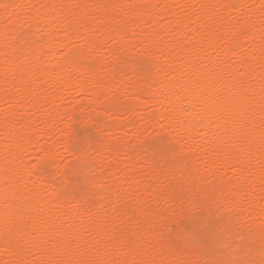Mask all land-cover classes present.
<instances>
[{
  "label": "rangeland",
  "instance_id": "obj_1",
  "mask_svg": "<svg viewBox=\"0 0 264 264\" xmlns=\"http://www.w3.org/2000/svg\"><path fill=\"white\" fill-rule=\"evenodd\" d=\"M2 1H3V3H1ZM4 1L7 2V4H5ZM41 1H43V2L46 1V4H50L49 3L50 0H0V5L4 4L5 8H6V13L4 14V12L2 13V11L5 10V9H3L4 5H2L3 7L0 6V10L2 9V11H0V34L2 33L0 35V37L4 36V38L3 37L0 38V39H2L1 40L2 43L4 45L6 43L12 44V42L10 43V41L13 38H18V40L20 38V40L22 41L21 37L23 38V43L25 41L24 46L21 43H19L20 40L18 41V44H19L18 46H20L22 49L21 52H18L19 48L16 49L15 52H14V50H10L12 45L9 46L6 44L5 47H7V46L10 47V48H8V50H9L8 52L13 51V55L11 53H7L5 55V58L9 57L8 61L10 63L12 61V60H10V59H12V57H13L14 61L16 60V58L21 60L23 58V56H24L23 54L25 53V50H26V53H27V51H28V53H30V54H28V53L26 54L27 59H30L28 57L33 58V55H34L33 59H35V58H37L36 55L39 54L37 51V47H35V46H37L36 43H38V45H39V43L40 44L44 43L43 45L46 44L45 46L47 47V49H48V46L51 47V49L49 48L48 50H44V49H46V47L44 46L45 48L43 49V54L40 53V55L38 56L39 57V63L40 62L42 63V60H44L45 64L42 63L44 67L46 65L48 67L50 62L53 61V59L51 57V54H52L51 50L54 48V50L56 49L55 51L58 50V52H56V53H59V55L57 54L56 57L60 56V58L62 59L61 56H63V58L71 60L73 63L72 66H74L76 68L78 67L77 68L78 70H76V68L74 69V67L72 68L71 65H69L68 67L66 66L67 67L66 70H68V71H66L67 76L69 75L68 79L66 81L71 80V82L70 83L67 82L68 84L66 83L65 85H63V84L58 83L54 77H51L52 79H50L49 76L47 78V75H44L45 77L44 76L41 77L42 74L39 77L40 70L37 71V66H36L38 64H36L34 62V60L32 61V59H30V61L29 60L27 61L26 57L24 56L26 61L25 60H24V62L22 61L24 58L21 61L20 60H17V61H18V63H19V61L22 63H25L26 65L25 64L24 65L26 68L24 67V65L22 63H19V66H21L22 69L28 68V71L25 70L26 73L28 72L27 74H29V77L31 79L33 78L32 82L34 84L36 83V85H34L32 87L31 91L29 90L30 88L29 89H28V87L26 88V89H28L27 91H29L28 92L29 94L25 93L26 89L25 90L23 89V85L28 86V83H26L27 85L24 83L22 85V87H21V85L18 84V85H15L16 87L11 88L10 86L7 87L2 82H0V87L2 88V90H4V92H3L0 89L2 91L0 93V96L6 95V96L10 97L9 99L12 98V94H13V97L15 96L14 99L12 98V100H10V101L8 100V102H6L4 104H0V120H2L3 116L9 120L12 119L10 122L11 124L8 122V124H10V125L7 126L8 128H11V129H8L11 131L7 130V132L13 133V131H15V132L19 133L17 136L20 135L19 137H22V135H23V137H22L23 139L26 138V140H27L30 138L29 143L27 141V142H25L26 143L25 144L24 141H26V140H24L22 142V144L18 148H16L15 151H13V153L15 154L16 159L18 160L19 164L21 163L20 166L23 164V165L28 166L29 169H31L34 166L36 167L35 169L32 168V172H33V170H35V172H33V174H32L33 176H32V178H30L29 181H31L34 176L36 177L37 175L41 176L42 174H44V175H42V177L44 178V179L42 178L43 179V180H41L42 182L41 183L37 182L39 184L34 182V187L27 185V183L24 180L20 179V176H21L20 174H19L20 176H18L19 178L16 176V177H14V180L11 179L10 181H8V185L10 187H12L11 185H15L13 188L20 187L21 190H24L26 192L25 195L23 193L24 196H27L26 195L27 192H29L28 195L36 194L37 195L36 197L39 198L40 201H42V202L44 201L47 204L51 203L52 195L54 196V194H57V193H54V192H56V190H55L56 188L61 186L60 188L62 189L64 186H66V187H64L65 190L68 188L66 191L63 189L61 191V189H59V188L57 190V192H58L57 195H60V197L63 200L61 202L62 205H60L58 208H54L55 210L53 209V207H51L47 213H43L41 210L38 209L37 210V216L41 215L40 217H42V219L44 220L46 217H48L47 216L48 214L54 215V217L58 220V222H60L63 229H65L67 231L73 230V225H74L73 223L75 222V223H77V225L82 224L83 225L82 227L84 228V230L76 237H74V235L72 234L73 237L71 238V234H69L70 239H69V237L66 240L64 239V241H66V242H64V241H63L64 243L62 242L63 246H61V244H60L62 249H60L61 247L59 245H57L59 248L57 246H55L56 241L48 234L50 232H44L43 233L39 229H38V231H40V232H38L36 230L34 232H32V234L30 236L31 239L30 238L14 239V240H12L11 244H8L6 239H2V240H0V254L4 256L2 258L4 260L8 259V257H7L8 252L14 254V256L15 255L18 256V253L17 254L13 253L14 252L13 250L14 249L16 250L17 246L22 247L24 244L23 242H25L26 245H24L25 247L23 246L24 252H26L25 254L21 253V252H23V248H21L22 251L19 250L20 247H18V249L16 250V251H19L20 256L22 254V255H25V257H27L24 259V257L22 256L23 260H24V264H26L25 262H27L28 264H37L38 262L41 264H168L170 261L174 262L173 264H216V263L219 264V261L223 260V259L224 260L221 261L220 264H224V261H225V263H227V259H233V262L235 259H237L235 261L238 263H235V264H245V263L246 264H252V263L258 264L257 262L259 259L264 260V258H263L264 256H262L264 254L263 253L264 250H262L263 244H261L262 241L264 242V239L263 240L261 239V241H260L259 239L256 238L257 239L256 240L255 239L256 234L252 233V231H254V230L251 229L255 226L256 228H258L257 230L262 228L261 232L264 231V212H263L264 210L262 211L260 209L261 210L260 211L257 208L259 210V212H258L257 210H254V207L252 208V206H255L257 204L255 201H253V199H255L257 194H259L262 190H264V164L257 166L259 164L260 160L257 157L252 156L251 159H249V161L251 160L253 165H250L251 164V161H250V164H249V166H251V167H249L250 171H249V169L248 170L246 169L245 170L246 173H245V171L244 172L243 171H241V172L236 171L235 167L234 168L230 167L229 169L224 170L222 168V166H220L222 168L221 169L217 165L219 168H217V170H216V173H215V175L217 176L216 177L214 174H211V172H210L211 169H209L210 168L209 162H210V159H213V158L216 159L217 158V152L207 151V152H205L206 154L205 153L201 154L199 151H195L197 154L196 153L194 154L193 151L196 149L195 148L193 149V147L190 144H187V146L185 145L186 147L183 148L184 152L180 151L182 153V155H180V157H178L179 154H181L179 152V150H178V154L177 153L175 154L174 152H176V150L178 149L177 147H179L178 146L179 142L177 143L176 140L179 139L178 141H180V135L178 134V131L176 132L177 128H175V130H172L173 129L172 126L174 125L173 127H175L176 124L175 123L172 124V126H170L171 127L170 128L167 126L165 120H161V122L158 121V122H160L157 125V126L160 125L159 127L152 128L153 126L155 127V123L157 122V120H155L153 117V114L156 112V106L153 102V97H154L153 94L149 95V93H148L149 90L151 91V89L146 88L147 87L146 85H148V87L149 86L155 87V85H156V83H155L156 76H154V75L151 76V75L153 74V71L155 70L154 68H155V64L157 63V60L160 59L159 61H164L165 50L167 48H168L167 50H173L174 46L177 47L176 45H179L180 43L181 44L184 43L185 37H186V39H188L186 42V47L188 48V50H190V57H189L190 61L195 63L194 65L206 68L209 71L210 75H212L214 77H216L218 74L222 73L223 75L222 74H220V75H222L223 78H225V80L227 79L226 81H229V80L234 78L231 75L234 72V70H237V72H239L238 74L241 73L242 77H243V75L247 74L246 71H249V68L252 67L251 70L254 71L256 74H254V76H252V74H250L248 72V75H245L247 78V79L244 78V79H246V81H245L246 83H244V85H241L242 90H240V91H241V93H242V91L245 93V94L244 93H242V94L244 96H247L248 102L254 101V102L258 103L260 100L261 103L264 104V100H262L263 98L259 97L258 98L259 100H258L255 97L256 100H254L253 99L254 96H250V95L248 96V94H247V93L250 94V90L255 85L256 86H258V85L262 86L261 89L264 88V76H263L264 75L263 74L264 73V29H263L264 28V0H245V3H246V1H247V3L244 4V7L241 4L242 1L244 3V0H241V1L240 0H237V1L236 0H232V1L231 0H218L219 2H217L216 5L214 4L213 6H211L212 5L211 3L209 4L210 6L208 4H206L207 2H209L207 0H190V1H192V5L186 6V7H185V3H187L186 0H184V1L183 0L182 1L171 0L170 2H172V4L170 3V6L171 5L172 6L167 7L164 5V8L166 7L165 9H162L163 8V6L161 5V4H163V3H161L162 1L158 0V2L156 3L158 6L157 9L158 10L160 9L159 6L162 7L161 8L162 10H159V12H158L160 14L159 16H160L161 20L157 22V24H159L158 26H157V24L154 26V24L152 22H150L153 24L154 27L152 26V24L150 25V23L143 25L140 22H138V20H136L135 18L133 19V18L128 17V15L130 17H131V15H133L132 12L130 11L132 9H130V8L134 5L136 6V4L140 9L144 8L143 10L145 11L147 9L146 1H148V0H146V1L143 0V3L141 0H101V1L100 0H90V2H89V0H87L88 3L83 0L87 4L91 3L92 5L91 4L87 5L85 3L86 6H83V4L81 3L82 1H81L80 2L82 5L81 7H80V3H78L80 0H77L78 2L76 0H74L77 3L76 8H75L76 5L73 3L74 2L73 0H71V2L73 1L71 4V7L74 5V7H72V8L70 7V5L68 6L69 7L68 8L66 6V3L68 1L64 2V0H63L64 3L63 2L62 3L65 7V10L62 9L64 7H60V5H62L60 2L61 0H55L54 5L56 6L57 11L63 10L62 11L63 13L61 12L62 15L60 13V15L57 16L58 19H59V16H62V18L60 17L59 22H57V24L55 23V26H54V29H55L54 32L59 37H56L55 39H53L52 44L50 42L51 40L50 41L46 40V38H47L46 35H48V34H46L47 33L46 29H44V28L42 29L41 27H40L41 29L37 28V27H35V22H32V20L34 21V16H33V14H35L34 12H37L39 9L40 10L42 9L44 11V9H45L46 4L45 5H44V3L41 4ZM95 1L97 3H98V1H100L101 3H98V5H97V3L95 4ZM117 1L119 3H120V1L121 2L124 1V2H123V4L120 3L121 5L118 6L119 3H116ZM155 1H157V0H155ZM227 1H228V3L231 1L230 3H231L232 8L236 10V11L233 10L234 12H231V14L230 13L229 14H227V13L223 14L225 9L223 11L222 8L225 7L224 5L227 3ZM102 2L105 3L104 4L105 6L109 5L110 2L111 3L113 2V7H114V3H116L115 8L112 7L111 3H110L111 4L110 7L107 6V8H109V9H111V7H112V10L114 12L108 11V10L104 11L103 8H106L105 6L104 7L100 6L101 9H99V7H97V6H99V4L103 5ZM138 2H140L142 4L140 5V4H138ZM52 3L53 2L51 0V4ZM39 5H40V8H39ZM88 6H89V8H88ZM206 6L213 8L211 10L214 11V14H210L209 15L210 17L208 16V18L206 17V13H207V9H206L207 7ZM58 7H60L59 10H58ZM82 7H85V8L87 7V9L89 11H87L86 9H84ZM80 8H82V9H80ZM36 9H37V11H36ZM69 9H70L69 13L70 12L74 13V14H71V17H72L71 19L72 20L74 19V21H71L70 16H68L69 14H66V12H64V11L69 10ZM73 9L75 11H73ZM78 9H80L82 11L80 12V10H78ZM83 9L86 11L85 13L88 14L86 16V18L89 17L88 21L90 23L87 21L86 18H83L84 17V14L82 13L84 11ZM77 10L79 12H77ZM101 10L104 12L108 11V12H106L107 14H105L104 12H103L104 14L102 13L103 15H105L104 17H108L110 15L108 13L112 12V16L116 17V18L118 17L119 20H120V18H122V20H123V19H126L127 17L129 18V19H127L128 21L133 20L132 25L131 26L129 25L130 26L129 27V26H127L128 23H126L127 22L126 20H125V22L123 20L121 23V20L118 21V19H117V23H114V22H116V19H112V20H114L113 25L117 24L115 26L116 27L115 29L118 33L127 31L128 34L126 36L121 37V38L114 37L115 39H112L113 36L110 37V35L106 36L103 34L104 36H102V34H100V31H98L99 29L96 30L98 27V26H96V24L99 23V25H100V22L103 23L102 22L103 19L101 20V17H103V16H101L102 14L99 13V12H101ZM132 11L133 12L135 11V7L133 8ZM148 11H150V10H148ZM213 11L211 13H213ZM130 12H131V15L129 14ZM152 12H153L152 10H151V13L149 12L150 15L152 14ZM67 13H68V11H67ZM149 13L147 14V12H145V14H147V15H149ZM203 13H204V15H203ZM122 14L127 16V17L125 18L123 16L124 17L123 18ZM163 14L166 16H163ZM168 14H169V16H168ZM66 15L70 19V20H68L69 22L68 21L65 22V20H64L67 18ZM161 15H162V17H161ZM188 15L194 17L195 22L191 23V25H189V27L187 26L183 29L182 33L184 32V35L183 34H182L183 36L180 35V36H182V38H179V37L176 38L175 36H177V34L175 35V31H171L167 35V37L164 38V40L166 39L165 44L168 47L166 48L165 44L163 47L162 45L164 43V40L162 39L163 37L160 34L162 31L161 30L162 27L167 25V24L170 25L171 23H173L172 27L175 30L177 28V24L181 23L180 21H183V19H185L186 16L188 17ZM222 15H225V16H222ZM250 15H251V18H250ZM16 16H18L19 18L18 17L15 18ZM202 16H204V17H202ZM247 18L248 19L250 18L251 22ZM17 19L19 20L20 23L18 22ZM105 19H106V21H104V23H103L104 25L103 26L100 25L99 27H105V25H106V28L108 29V25H110V24H111V27H113L112 22H110V24L108 22L109 20H111V18H109V20H108V18H105ZM176 19L177 20L181 19V20L177 21ZM79 20L82 21V25L84 26L83 27L84 30H83V28L81 29V27L79 26V24L81 22H79V24H77ZM175 21H176V23H174ZM248 21L251 24H253L255 27H259V26L262 27V31H259L258 33L261 32L260 36H261V39L263 41L262 40L261 41H255L254 38H256V40H260V36L258 37V35H256V34L253 35L254 38L249 37L250 34H248V32H247L248 29L250 28V26L247 25ZM62 22H65L66 24L65 23L63 24ZM83 22L84 23L86 22L85 23L86 25ZM244 22H246V26L243 24ZM13 23H17L18 25L17 24L14 25ZM70 23H75L79 27L77 26L76 30H74L70 33L69 36H72L73 39H71L72 37H70L71 42L70 41L67 42L66 40L61 38V35L65 34V32L63 31L65 27L63 28V26L64 25L66 26ZM123 23H124V25H123ZM125 23H126V25H125ZM91 24H92V27L90 26ZM129 24H131L130 21H129ZM19 25L21 28L19 27ZM59 25L60 26L62 25V27L60 28ZM88 25L91 28V29H89L90 30L89 33L91 34V36L87 35V36H89V38H92V35H97V38L100 37V39L103 37L104 38L110 37V38L109 39L106 38L107 39L106 44L104 45V43H103L104 47H102L103 50H100L101 52L100 51L95 52L91 48H89V52H87L86 53L87 55H85L84 52H86V51L85 50H84V52H82V51L84 48H87L88 45L86 44V42H84L83 40L80 39V36L82 35V34L80 35V32L82 33L83 31L84 32L86 31V34H87L88 32H87V29H85V28L88 27ZM202 25H206L207 28L211 29L212 33H214V34H216L215 30H218V29L219 30L221 29L222 31L224 30L222 34H220L222 31L217 32L216 36H219V37L225 36V38H227L228 41L231 40V43L233 44V46L230 45L229 48H227V46L231 43H229L227 45L226 44V43H228L227 40L225 43V42L221 41V38L219 40V37H218V41H220V44L218 43V48L210 50L209 49V47H210L209 43L214 38L213 37L214 34L211 36L212 33L209 35H207L206 33L205 34L203 33V36H200V37L197 36V33L199 31H200V34L202 32L206 31L204 29V28H206V26L204 27ZM12 26H14V27H12ZM146 26H149L150 29H151V27H152V29L153 28H161V29H153V30L151 29V31L150 30L148 31L145 28ZM111 27H110V29H111ZM128 27L130 28V30H132V34H131L130 30H128ZM17 28H19L18 29L19 34H17V30L15 32V29H17ZM79 28H80V30H77ZM106 28H103V29H106ZM121 28H122V30H121ZM9 29L12 31H9ZM115 29L112 28L111 30L108 29L107 31H111V32L113 31V33H117L116 31H114ZM191 29L193 30V33L191 32ZM194 29L196 31H198V30L199 31L196 33V32H194L195 31ZM202 29H204V30L202 31ZM188 31H190V33ZM250 31L251 30H249V33H251ZM152 32L155 35H158V37H159L158 43L156 41L157 36H155V39H156L155 40L154 36L152 37ZM187 32L189 34L192 33V35L191 36L188 35ZM75 33H77L78 35ZM195 33H196V35H195ZM232 33H233V36H232ZM236 33H237V35L240 33L242 35V33H243V35H242L243 37H245L246 34H248L246 36L248 40H245V38H246L245 37L240 41V43H238L239 41H236L237 40L236 39V36H237ZM14 34H15V36H14ZM129 34L134 36V38H131L132 36H130ZM159 34H160V36H159ZM193 34H194V36H193ZM234 34H235V36H234ZM244 34H245V36H244ZM23 36H25V37H23ZM5 38L8 40H6ZM10 38H12V39H10ZM24 38H25V40H24ZM93 38H96V37L93 36ZM139 38L140 39L146 38L147 40L148 39L149 40L154 39L155 41L152 40L151 41L152 44H151L150 41L147 42V40H146L145 44L141 45L139 42L137 43V39H139ZM225 38H223L224 41H225ZM251 38H252V40H251ZM3 39H5L6 41H3ZM215 39H216V37H215ZM253 39H254V41H253ZM161 40L163 41V43H160ZM232 40H234V41H232ZM235 41H236V44L238 43L237 45L234 44ZM2 43H0V44H2ZM47 43H48V45H47ZM149 43H150V45H149ZM155 43H157V45ZM175 43H177V44L173 46V44H175ZM3 44L0 45V50H2V48L4 50ZM158 44H160V45H158ZM154 45L161 46V47H163V49H161V47H159L158 51H157V48L152 51L150 48H151V46L153 47ZM114 46H115V48H114ZM200 46H203V49H205V50L200 48ZM207 46H208V48H207ZM235 46H237L236 49H235ZM26 47H28V48H26ZM34 47H35V51H34ZM196 47H199L200 49H202L201 51H204L205 52L204 54H206V55L208 54L207 56H210V58L213 57L212 59H215V63L212 64L209 61L197 59V57L194 53V50ZM241 47H242V49H241ZM79 48H83V49H81L82 51H78ZM119 48L122 51H120ZM153 48H155V47H153ZM164 48H166V49H164ZM28 49L31 52H29ZM70 49H72L73 51ZM229 49L231 51L235 50L236 53H233V51H232V53L228 52V51H230ZM68 50L71 52L72 55L69 53ZM109 50H111V52ZM67 51H68V53H67ZM14 53H16V54H14ZM20 53L23 56L22 55L20 56ZM152 53H153V56L158 54L159 57H157V59H154V57H153L154 60L152 59V57L149 58V55L151 54L150 56H152ZM1 54H0V58L3 56V54L2 55ZM9 54H11L12 56L11 55L9 56ZM49 54H50L49 57H51L50 59L48 57ZM68 54H69V57H68ZM115 54H117V55L115 56ZM43 55H45V56H43ZM101 55H103V59L105 60L103 63H101L103 66L100 63H98V61H97L98 60L97 57H99ZM133 55H134V57H133ZM83 56H84V58H85V56H87V58H85V59H87L88 62L84 61L85 59L83 58ZM117 56L119 57L120 60L118 59ZM43 57H45V58H43ZM56 57L54 58V62L55 61H57V62L61 61L60 59H58V57L57 58ZM95 58H97V59L94 60ZM137 58H138V60H137ZM51 59H52V61H50ZM77 59H79V60L81 59V60L79 61ZM132 59L134 60V63H131V62H133ZM121 60L124 61V62H122L123 67L120 66L121 62H119V61H121ZM6 61H7V59H6ZM125 61H127V62H125ZM129 61H130V63H129ZM154 61L156 62L155 64H154ZM185 61H186V58H183V57H182V59L180 58V60L178 62V67H175V70L174 69L173 70L166 69V71H164L162 73L163 76L165 78H172V77L176 76L177 73H183V74L187 75L189 72V69L184 66ZM247 61H249L250 64ZM2 62L3 61H1L0 65H2V66L4 65L3 67L6 69L5 70L3 68L4 69L3 70L2 67L0 66V68L3 70L2 71L0 69V78L3 79L5 77V75H3L4 71H7L8 75L6 74V77H8V76H11L12 75L11 73H13L15 70H14L12 64L6 65L7 62H6V64H4L5 62L4 63H2ZM86 62L89 63L88 66H87ZM116 62L119 64H117ZM243 62L245 63V65ZM18 63H16V64L18 65ZM104 63L107 64L108 68H110L109 66H111V69L114 67L112 69V71L113 70L115 71V72L113 71L114 76L111 74V72H109V71H111V69L109 70L107 68V70H109V71L106 70ZM127 63L129 65L130 64L131 65L129 66ZM136 63H137V67H134V68H135V70H137L138 73H140L142 71L143 72V73H141L142 75L136 73V71H134V70L133 71L135 73L134 74L132 73V70H131L133 67L132 64L135 65ZM152 63L154 64V66ZM242 63L245 67L241 66ZM246 63H248V65ZM113 64H115V65H113ZM126 64H127V67H125ZM81 65L83 68L80 67ZM99 65H101V67H99ZM112 65H113V67H112ZM19 66H17V68H15V69H18V72L16 70V72L13 73V76H14V74L16 75V73L18 74L21 72L22 69H19ZM128 66L129 67L132 66V67L129 68ZM38 67L40 68L41 66L39 65ZM47 67H45V68H47ZM102 67L105 69H103ZM80 68H81V70L79 71ZM84 68H86V70ZM97 68L100 69L99 72L104 77L101 78L100 77L101 75L98 76L99 73H98ZM83 69L87 73L90 70H91V73H93V71L95 70L94 74L97 70L98 75L97 74H95V75H97L100 78V80L102 79L101 85H105V84L107 85L109 83L108 86L114 85V87H112V88L108 87L109 88V90H108V88H105V86H103L107 90L106 91L104 89L106 91V93H105V91H103V88H101L102 86H100V88H98L99 87L98 85H100L99 78L96 77V79H95V76L94 77L91 76L92 78H94L96 80L95 81L94 79H92L90 77V75L88 76V74L86 73L87 75L85 77L88 76L90 79H92V81L90 80L92 82L91 83L92 85H94V83L98 84L97 86L94 85V90L96 87L97 91H99V90L101 91L98 93L99 95L97 96L96 95L97 93H95L96 90L95 91L93 90V86L90 84V81L83 76V75H85L82 73ZM87 70H89V71H87ZM231 70H233V71H231ZM107 72H108V74H107ZM144 72H145V74H144ZM151 72H152V74H150ZM260 72H261V74H260ZM91 73L89 72V74H91ZM118 73H120L119 76L117 75ZM30 74L32 76H30ZM143 74L145 76V77H143L144 78L143 82L141 81L143 78L138 79V80H139V82H142L144 84L137 82V75H139L138 78H141V76H143ZM70 76H71V78H69ZM111 76L116 77L117 79L112 77V79H110L112 82H110L109 77H111ZM120 76H122L124 78V80L122 77L120 78ZM188 76H190V74H188ZM148 77L151 80H149ZM105 78H106L107 82H106ZM261 78H263L262 81H261ZM115 79H116V81L119 80V82H116ZM53 80H55V81H53ZM120 81L124 83V84H121L122 86L120 85ZM149 81H151V82H149ZM113 82H114V84L112 85ZM136 82L139 83L140 85L142 84L140 86V88L145 87V86L146 87L143 88V90H141L140 88L137 90L136 87L133 85V84L136 85ZM228 83H231V82L229 81ZM89 84H90V87L88 86L89 87L88 88L86 85H89ZM139 84H137V85L139 86ZM80 85H82V86L84 85L88 89L92 88V90L91 89L90 90L93 91V93H95L94 95H92L93 97L92 98H91V96L89 97L88 94H82V92H80V87H82V86H80ZM132 87L135 88V89L133 88L134 91L132 90ZM156 88H157V86L154 89H156ZM144 89L147 91V93ZM147 89H149V90H147ZM153 90L151 93H154ZM233 91L236 92L235 89H230V90H227L226 93H227V95L228 94L231 95V94H233ZM263 91H264V89H263ZM5 92L8 94L4 95ZM10 92L12 93L11 96H10ZM133 92L134 93L136 92L138 95L136 96V93L134 94ZM205 94H206V92H205ZM221 94L222 93L219 94L220 96L218 95L220 98L223 95H224L223 96L224 98L227 96L225 93H223V95H221ZM99 96H102V97H99ZM135 96L137 98L139 96L140 99L143 98V100H145V103L142 104L143 103L142 100H141L142 103L138 102L139 100ZM203 96H205V95H202V97ZM92 99H96L94 104L92 103ZM100 99L102 101H104V102L100 103L101 105L99 104ZM118 99H119V101H118ZM130 99L131 100L133 99V100L130 101ZM249 99L251 101H249ZM50 100H51V103L49 102ZM111 100H114V102H112ZM120 100H121V102H120ZM37 101H38V103H37ZM87 101H89V102H87ZM108 101L110 103H112L113 105H111ZM134 101H136V102H134ZM35 102L37 104H40V105H37ZM106 102L109 104H107ZM243 102H245V101H243ZM33 104L38 106L36 109H38V108H40V109L36 110L34 108L36 106H33ZM96 104H99V105L96 106ZM140 104H142V105H140ZM244 104L246 105L245 106V108L247 109L246 111H248V113H249V114L247 113V115L248 116L251 115L252 110L250 109V107L247 103V100H246V103H244ZM143 105H144V107H142V108L138 107V106H143ZM257 105H259V107H257ZM261 105L262 104H260V103L256 104V107H255L256 111L255 112L258 114V117H256V120H257V118L259 119V117H261L260 119H262V116L264 115V112H263L264 111V105H262L263 108ZM82 107H84V109ZM124 107H125V109H124ZM136 107H137V109H136ZM68 108H71V109L74 108L73 109L74 112L70 111L71 109H68ZM79 108H80V110H79ZM81 108L83 109L84 112L81 111L82 110ZM131 108L133 110H135L136 112L137 111L138 112L137 113L135 112L136 114L134 113V111L131 113L130 112L132 110ZM245 108L243 109V107H242V111H244ZM260 108H261V110H260ZM115 109L117 111H115ZM123 111H124V113H123ZM8 112H10V114H8ZM72 112L74 114H72ZM104 113H106L107 115L106 114L104 115ZM149 113L151 114L150 116H149ZM6 114H8V115H6ZM71 114L73 115L74 120H73ZM23 117L26 118L27 122L30 121L29 124L27 122H25V125L28 124L26 126H29L28 130L25 129L24 124L22 123L25 121L23 119ZM147 117L150 118V120L146 119ZM249 117L250 118H248V121L252 118V116H249ZM17 118H19L20 120ZM21 118H22V120H21ZM147 120H149V123ZM16 121L20 125H18L16 123ZM117 121L118 122L122 121V122L118 123ZM150 121L152 122L151 124H150ZM153 121H156V122H153ZM248 121H246L244 123L245 126H243V122L241 123V125H240V123L238 124L237 122H234V124L236 123L238 125V131L240 130L239 128L243 129V130L239 131L240 132L239 135L242 136L243 141H242L241 137L239 136L240 138L238 137V138H236V140L238 139V140H241L242 142H239V141L236 142L235 141L236 144H235V142H232V144H234V146L235 145L237 146V148L235 146L236 150L238 149V147L241 149V150L238 149L237 150L238 152L242 151V150L245 151V148L247 149V146L249 145V143L251 144V142L253 141L252 140L253 134H251L252 132H250L251 130L249 129L251 126V121H249L250 122L248 124L249 126L247 125ZM12 122H14V124ZM91 122H92V125H91ZM145 122H146V124H145L146 126L141 125V124H144ZM115 123L116 124L118 123L117 125H119V124L120 125L118 127H116ZM256 123H257V121H256ZM262 123H263V126H262ZM105 125H106V127L108 126L109 128H106ZM110 125H112V126H110ZM256 125H258V126L260 125L259 127L262 126V128H259V127L258 128L261 129L259 131H261V132L263 131L262 134L264 135V120L263 121L258 120V124H256ZM102 126H104V127H102ZM142 126H143V128H142ZM247 126H248V128H247ZM244 127L246 129H249V130H246V132L248 131L250 137H252V139H251V138H248V136H247L246 145L244 142L245 137H243L245 135L242 134V133H246L244 131V129H245ZM150 128H151V130H150ZM241 131H242V133H241ZM168 134H169V136H168ZM43 135H45V136H43ZM6 138L7 137L5 136V134H3V133L0 134V142L6 143V145H4L5 148H4V146H1V148H0V156L2 157L3 160L6 158L5 159L6 161H2V159L0 160V162H2V164L4 166L1 164L0 165L4 168H5V164L7 165V163H8V159L12 160L13 157L11 158V156L12 155L14 156L13 153H10V149L8 147V145H10L11 143L9 141H7ZM31 138L34 141L36 140V142L38 141L37 143L34 142L35 143L34 146L32 145L34 143H32L33 140ZM67 138L69 141H67ZM247 139H249L248 142H247ZM102 140H105V141H102ZM234 140L235 139H233V141ZM106 141H108V142L110 141L109 143L113 144V146L110 145ZM115 141L116 142L118 141V142L116 143ZM173 141H175V143H177V144H175ZM51 142L52 143L55 142L58 144L55 147V149H53L51 151L53 153V156L55 155L57 157L55 160L52 157L46 156L47 153L42 148L45 144L48 145ZM68 142H69V145L67 144ZM230 142H229V144H230ZM8 143H10V144H8ZM103 143H105V145H103ZM123 143L124 144L126 143V145H123ZM27 144H29L30 146L28 147ZM162 144H164V145H162ZM173 144H175V145H173ZM225 144H228V143L225 142ZM232 144H230V145H232ZM108 145H109L108 149L111 150L110 153H108V151H106V148H107L106 146H108ZM114 145H117V146H114ZM45 147H47V146H45ZM100 147L101 148L103 147L102 149H104V148L105 149L102 150ZM156 147H158V148H156ZM123 149L126 151H123ZM173 150H174V152H171ZM104 151H106V152H104ZM123 152H127V155H125L127 157L124 156ZM161 152H162V154H161ZM185 152L186 153L190 152V153H188L189 156L188 155L186 156L184 154ZM111 153L113 155L115 153H116V155H118L119 153H123V155H120V154L118 156L115 155L118 158V162L120 161L119 163L122 164V166L127 164L126 160L128 159V154L130 156H134L135 159L138 156H140V158L138 157L139 159L136 160L138 162L135 163V165H136V166H134L135 169L132 168L133 171L135 170V173L133 174L131 171L132 169H130L133 166L128 165V167H127V165H126V168L125 167L121 168L120 167L121 165H119V163L118 164L115 162L112 163L113 160H117V159ZM136 153L138 154V156ZM171 153L173 154L172 156H173L174 160L170 159V158H172V157H170ZM134 154H136V155H134ZM77 155H79V157ZM166 155L169 157H166ZM144 156L146 157L145 160H144V158H145ZM174 156H176V157H174ZM182 156H184V157L186 156V158H181ZM210 156L212 158H208ZM141 157H144V158H141ZM158 157H161V158H159L160 160L158 159ZM123 158L124 159L126 158V159L123 160ZM165 158H167V161H165L166 160ZM187 158L189 160V164H188V160H186ZM189 158H191V159H189ZM142 159H143V162H145V163L151 161L153 164L152 163L151 164L150 163L144 164L141 161ZM183 159H185V160H183ZM208 159H209V161H208ZM253 159H255V161ZM41 160L43 161V163ZM56 160H57V162H56ZM122 160H123V163H121ZM161 161H162V164L164 163L163 166L162 165L160 166ZM192 161L194 162V164L196 163V166L198 165L197 169L199 168L198 171H200V172L197 171L198 174L193 169V168L196 169V166L191 167V165H190V163L193 164ZM125 162H126V164H124ZM178 162L180 165H178ZM38 163H40L41 165ZM149 165L154 167V168L150 167L151 170L153 169V171L149 170L150 169V168H148ZM172 165H173V167H172ZM176 165H177V167H176ZM42 166H44V167H42ZM118 166H119V168H121V170L118 169ZM182 166L184 167L185 170H188L189 173L185 170H182L183 169ZM187 166H189V167H187ZM253 166L254 167L256 166V167L254 168ZM113 167L114 168L116 167L117 169H114ZM179 167L181 169V172H180V169H178ZM65 168H67V169H65ZM70 168H73V169L70 170ZM127 168L130 169L129 172H125L127 170ZM163 168H166V169L168 168L167 169L168 171H166V169L164 170ZM172 168H174V169H172ZM68 169L71 171L70 172L71 174L69 173ZM112 169H114V170H112ZM159 169H162V170H159ZM176 169H178L177 173L175 172ZM208 169L210 171H208ZM218 169H220V170H218ZM116 170L120 171V172H117ZM163 170H164V172H163ZM42 171H43V173H42ZM114 171H116V172H114ZM183 171H185V173H183ZM52 172H54V174ZM121 172H123V173H121ZM120 173L123 175H121ZM178 173L182 176V178ZM139 174H140V177H139ZM185 174H188L189 179L187 178V176ZM200 174L202 175L201 177H199ZM209 174L212 176H208ZM16 175H18V174H16ZM128 175H130V178L128 177ZM189 175L192 177H195V178H190ZM123 176H125V178H123ZM219 176L221 178H219ZM205 177H207V180H210L209 181L210 184L211 183L216 184L218 179L223 178L224 179L223 181L225 182V184L227 182L229 184H232V182H234V180H235L237 182L243 183V186L246 183H251L252 185H254L253 186L254 188L253 189L251 188V190L249 192L244 191V194L240 200V203L235 204V202H236L235 199L232 198V200H231V198H230L232 196V194H230V193H231V191H233V190H231V186L229 188L230 190H224L225 187H229V185H227L228 183L226 184V186H224L225 184H223V181L220 180L222 182L221 187L223 190L219 187L218 184H217L218 187H217V185H215V187L218 189L214 188V185H211V186L209 185L212 189L207 188L208 189L207 190L205 188V186H208V181L206 180ZM208 177H209V179H208ZM215 177L217 178V180L214 179ZM258 177L261 178V180H258L257 179ZM15 178H17V179H15ZM21 178H22V176H21ZM131 178L132 179L134 178V179L132 180ZM184 178H186L188 180H186V179L184 180ZM196 178L197 179L199 178V180H201V182L198 181ZM191 179L192 180L194 179V182H192ZM92 180L95 182V184H93L94 182ZM63 181H65V183ZM66 181L69 183H67ZM186 181H189V182H186ZM204 181L206 182L205 186H204V184H205ZM51 182H53V183L51 184ZM57 183L59 186H57ZM137 183H140V184L137 185ZM189 183H191L193 185H191L189 187V185H190ZM168 184L171 185V186H169L170 188L167 186ZM92 185L94 187H95V185L97 187H100L101 192L105 191V188H106L107 192H110V189H111L110 194L111 193H115V194L110 195V194H107L105 191V193L107 194L106 196H103V194L105 195V193H103V192H102V195H100L101 194V192H99L100 189L97 188V189H95L96 190L95 191L94 188H92L93 187ZM120 185H122V186H120ZM148 185L150 187H148ZM186 185H188V186H186ZM28 186L31 187L32 189L28 188ZM53 186H55L56 188ZM71 186H73V187H71ZM142 186H144L145 188ZM146 186L148 189L146 188ZM192 186L194 188H192ZM243 186L241 185V189ZM138 187L143 188V189H140V188L138 189ZM151 187H154V188L152 189ZM203 187L206 190L203 189ZM70 188H71V190H70ZM108 188H109V190H108ZM158 188H159V190H156ZM161 188L163 189L162 191L166 192L167 195L164 193L161 194V192H160ZM195 188H197V190H196L197 192L194 191ZM17 189L20 193L21 192L20 189L19 188H17ZM189 189H193V192H195V193H192V191ZM220 189L225 193L224 194L225 196L223 195V192ZM225 189H228V188H225ZM244 189L245 188L243 187L242 190H244ZM143 190L147 191V192H145L147 194H149V191H150L151 192L150 194H152L151 196H155L158 194L159 196L157 195L156 197L159 198L161 196V198H159L160 200L159 199L156 200V197H149V196L147 197L145 195V193L143 192ZM153 190H154V192H153ZM184 190H186L185 191L186 193L182 192ZM218 190H219V193H218ZM72 191H74V192H72ZM141 191H142V194L144 193V195L141 194ZM203 191L204 192L206 191V193H207L206 198L203 197L204 195H206ZM210 191H213L212 196H211ZM170 192H172L173 195L172 194L170 195L169 194ZM200 192H202V193H200ZM251 192H252V194H250L251 195L250 196L249 193H251ZM87 193H88V195H87ZM199 193H200L201 198H199ZM214 193H215V196H214ZM178 194H180V195L178 196ZM186 194H188V197ZM20 195H22V193H20ZM71 195L72 196L74 195L73 198ZM108 195H110L111 199L108 198L109 197ZM69 196H71L70 199H69ZM88 196H91V197H88ZM180 196H183V197H181V199H180ZM184 196H185V198H184ZM252 196H254V197H252ZM40 197L42 199H40ZM100 197H104V199H102V198L100 199ZM177 197H179V199ZM215 197H216V199H215ZM106 198H108V201H112L114 199L116 201L114 203H112L113 201L110 203L105 202L107 200ZM162 198L163 199L168 198L171 202L167 201V199L163 200ZM189 198H190V200H189ZM64 199H66V200H64ZM83 199H84V201H83ZM85 199L87 200V202ZM187 199L190 202L187 201ZM217 199H218V203H215L216 202L215 200H217ZM67 200H69V202ZM174 200H175V203H174ZM180 200H182L183 202H181ZM203 200H205V201L203 202ZM74 201H78V203L76 204ZM142 201L144 203H142ZM158 201H160V202H158ZM184 201H186V202L184 203ZM219 201H222L221 203H223L224 205L219 206V204H221V203H219ZM137 202L142 203L141 204L142 207L146 206L145 208H147V210L150 213L155 212L154 216H156V218L158 215L161 216V217L158 216V218H157V220L159 222L157 220L156 221L158 222L157 225H160V226L162 225L163 227L159 226L160 228L157 227L155 229V227L157 225H156L155 221H154V223L152 222L154 219H156L153 215H152L153 220L150 216H148L149 218L146 217V220L151 219L150 222H147V224L145 223V220L143 221L142 218L136 216L135 215V212H136L135 207L141 206L140 204H137ZM259 202L262 204V200H260ZM26 203H27V201H25V202L23 201L22 204L25 205ZM65 203L68 204L67 205L68 207L67 206L63 207V205H66ZM88 203H89V205H88ZM123 203H124V205H123ZM182 203L184 204V206H181V205H183ZM78 204L79 205L81 204L80 208L81 207H83V208H81V209L78 208L79 207ZM111 204H112V207H111ZM125 204L126 205L131 204L133 206H134V204H137V206H134V208H133V206L132 207H129V206L126 207ZM147 204H150L151 207L148 206ZM185 204L188 206H185ZM214 204L218 205L220 209L215 207ZM222 206L225 209L221 208ZM65 207L67 209L69 208L68 209L69 215H67V213H65L66 211H68V210H66ZM123 207H125V208H123ZM215 208H217L219 210L217 211ZM235 208H237L236 209L237 214L235 213ZM79 209L81 211L83 209V211H82L83 213H81V212L78 213V211H80ZM86 209H89V210H86ZM112 209L114 212L112 211ZM122 209H125L124 210L125 213L123 212ZM165 209H166V211H165ZM221 209H223V213L225 216L228 213V215H229L228 218L230 216L233 217L231 214H234V217H236L237 222H234L235 221L234 217L232 219L231 218L228 219L227 216L225 217L223 215V213L219 212ZM117 210L119 211V213L115 217V213L118 212ZM150 210L151 211L154 210V211L151 212ZM185 210H186V212H185ZM232 210H234V212H232ZM63 212L66 215L62 214ZM217 212H219L223 216H221ZM229 212H230V214H229ZM150 213H149V215H151ZM210 213H212V214H210ZM208 214H210V215H208ZM131 215H132V217H131ZM178 215H180V216H178ZM217 216H219L218 219H217ZM109 217H111L112 219ZM125 217H127V219H125ZM135 217H137V219ZM166 217H167V220H169L168 222L166 221ZM128 218H129V221H128ZM159 218H163V219H159ZM224 218H226V219H224ZM130 219L133 222H130ZM170 219H172L171 222H173L174 224L173 223L168 224L170 222ZM72 221H73V223H72ZM92 221L93 222L95 221L96 223L101 222L105 226L107 225L106 227L104 226L105 231L102 229V226H101V229L99 230V228H100L99 226L101 225V223L99 225L97 223V225H98L97 226ZM230 221H231V223L228 225L227 223H229ZM151 222H152V225L150 224V226H149V223H151ZM92 223L98 227V228L95 227L96 230L98 229L97 231L93 229L94 225H92ZM131 223H133V224H131ZM136 223H138V224H136ZM140 223L143 226H141ZM161 223H163V224H161ZM164 224L166 226H164ZM226 224H227V226H226ZM144 225H146V226H144ZM90 226H91V229H93L92 231L90 229ZM139 226H141V227H139ZM151 226L153 227L154 230H152ZM80 227H81V225H80ZM222 227H223V229H222ZM232 227L236 232L231 231ZM70 228H71V230H69ZM121 229H122V231H121ZM102 230L104 231V233L102 232ZM118 230L120 232H118ZM124 230L127 231V233H125ZM157 230L160 231L161 233L158 234ZM93 231L94 232L96 231L97 234H96V232L93 233ZM98 231H100V233H98ZM231 232H232V234H230ZM237 232H239V233H237ZM244 232H245V234H244ZM41 233H42V235H41ZM45 233L47 235H49L52 239L49 238V236L46 237L48 239H44L46 236ZM70 233H72V231ZM116 233L119 235H117ZM95 234L97 236H95ZM130 234H131V236H130ZM156 234L158 237H160L161 235H162V237H160V238L155 237ZM236 234L238 235V237L236 236ZM251 234H253V235H251ZM234 235L236 237H234ZM263 235H264V233H263ZM165 236L167 237L166 239H161L163 237L165 238ZM228 236H230V237H228ZM239 236L242 237L243 239H240ZM252 236H253V238H252ZM111 237H112V239H111ZM131 237L132 238L134 237V238L132 239ZM150 237H152V239ZM227 237H228V239H226ZM90 238H91V240H90ZM107 238H109V239H107ZM135 238H136V241L134 240ZM250 238L253 240H251ZM124 239L128 240L130 243L127 241L125 242ZM236 239H238V241ZM18 240H19V243H20V241H21V243H23L22 246L19 245ZM132 240H134V241H132ZM153 240L154 241L156 240L155 241L156 244H154V242L152 243ZM40 241L43 243H41ZM147 241L149 243H152V244H149ZM157 242H159V244L161 245V248H164L166 250L169 249V251H165L168 254L171 251L169 255L167 253L163 252V254L165 256L167 254L170 257V258H168L169 261L165 260L166 257L164 255L163 256L165 257V259L163 258L162 253L159 254L158 252L157 253L154 252V251H157L156 250L157 246L155 247L156 249L153 251V248L155 245H157ZM223 242L225 245L223 244ZM132 244H134V245H132ZM226 244H228L227 247H226ZM9 245L11 248L9 247ZM129 245L136 246L137 250L139 249L138 251H140V252L142 250V252L144 254L142 252L141 253L138 252L139 254H137V252H135L136 249L134 250V253L130 252V250L133 251V249L135 247L131 249V247ZM152 245H154L153 248H152ZM43 246L48 249L50 254H53L51 256L52 258L49 256V257H46L47 259L44 258V259L40 260L38 250H40V248H43ZM251 246H252V248L253 247H255V248L252 249ZM54 247H55V249H54ZM68 247H69V249L70 248L71 249L73 248V249L68 250L67 249ZM146 247L147 248L149 247L150 249L152 248L151 253L144 251V248H146ZM128 248H129V251H128ZM147 248H146V250L150 251V250H148L149 248L148 249ZM161 248H158V249L164 251ZM249 248H250V250H249ZM263 249H264V246H263ZM52 250H56V251H53L51 253ZM66 250H68L67 256L65 255ZM254 250L256 251V255L254 254L255 253ZM71 251H73L72 253L76 252L77 254L74 253L72 256V253H70L71 255L69 254V252H71ZM229 251H230V253H229ZM63 252H64V254H63ZM152 252H154L156 254H154ZM223 252H224V254H223ZM61 253H62V255H61ZM79 254H82L83 256L79 255ZM114 254L121 259L119 260V259H117L118 257H116L115 259L118 261L112 263L111 259H114V257H115ZM152 254H153V258H152ZM228 254L229 255L231 254V255L228 256ZM77 255H79V257L80 256H82V257L77 259ZM148 255H149V257H148ZM172 255L174 257H172ZM223 255L226 257H229V258L226 259ZM145 256H147V257H145ZM190 256H193L192 257L193 259ZM195 256H197L198 260L196 259ZM258 256H261L262 258H260ZM18 257L14 258L15 261L17 263H18V261H19V263L23 262L22 259H21L22 261L18 260L19 259ZM241 257H244V259ZM256 257L259 258V259L257 258V261L255 260ZM176 259H178V260L176 261ZM195 259H196V261H195ZM260 260H259V264H261L263 262L261 260L262 262L260 263ZM192 262H195V263H192ZM228 262L229 263H227V264H231L230 262H232V260H230V261L228 260ZM17 263H13V264H17ZM232 264H234V263H232Z\"/></svg>",
  "mask_w": 264,
  "mask_h": 264
},
{
  "label": "bare ground",
  "instance_id": "obj_2",
  "mask_svg": "<svg viewBox=\"0 0 264 264\" xmlns=\"http://www.w3.org/2000/svg\"><path fill=\"white\" fill-rule=\"evenodd\" d=\"M69 3H68V2ZM74 1V0H73ZM72 1V2H73ZM77 1V0H76ZM82 1V2H81ZM84 1H86L87 3H88V1L87 0H84ZM83 0H80L78 3H82L83 4V6H86V2H84ZM101 1V0H100ZM100 1H98V3H101ZM142 1V3H143V0H141ZM146 1V0H145ZM162 2L161 3H163V4H161L162 6H163V8L162 7H160L159 6V10H162V9H165L164 8V5L165 6H167V7H169L170 6V3L172 4V2H170L171 0H161ZM179 1H182V0H179ZM184 1V0H183ZM190 0H186V2L187 3H185V7L186 6H191L192 5V1H190ZM207 1H209V2H207L206 4H212L211 6H213L214 4L216 5V3L217 2H219L218 0H207ZM232 1V0H231ZM230 1V2H231ZM237 1V0H236ZM241 1V0H240ZM52 4H51V0L49 1V3L50 4H46V1H41V4L42 3H44V5L46 4V6H45V9H44V11L42 10H38L37 11V9H36V11L37 12H34L35 14H33V16H34V21L32 20V22H35V27H37V28H44V29H46V34H48V35H46L47 36V38H46V40L48 41H50L51 42V44H52V40L53 39H55L56 37H59L55 32H54V26H55V23L57 24V22H59V20H60V17L62 18V16H59V19H58V15H60V13L63 11H60L59 10V8L60 7H64V5H63V3L64 2H67L66 3V6L68 7L69 5H70V7H71V4H72V2H71V0L69 1V0H64V2H63V0H61L60 2H61V4L62 5H60V7H58V10L59 11H57V8H56V6L54 5V2H55V0L53 1L52 0ZM63 2V3H62ZM89 2H90V0H89ZM114 2V1H113ZM113 2L111 3L112 4V7H113ZM124 2V1H123ZM123 2H121L120 1V3L121 4H123ZM158 2V0L157 1H155V0H148V1H146V3H147V9L148 10H150V11H148L147 9L144 11L143 9H140L138 6H137V4H136V6L134 5V6H132L133 8L135 7V11L133 12L132 10H133V8L131 7L130 9H132V10H130L131 12H132V14L133 15H131V12L129 13L130 15H131V17L128 15V17L129 18H135L136 20H138V22H140L141 24H147V23H150V22H152L153 24H154V26L157 24V22L158 21H160L161 19H160V14L158 13L159 12V10L157 9V3ZM228 3V1H227V5L225 4L224 6V8H222L223 9V11H224V9H225V11L223 12V14H225V13H227V14H231V12H234V11H236L235 9H233L232 8V6H231V3ZM1 3H3V1L1 2ZM4 3L5 4H7V2H5L4 1ZM57 3V2H56ZM55 3V4H56ZM75 5L77 4L75 1L73 2ZM81 3H80V7L82 6L81 5ZM86 3V4H85ZM97 2L95 1V4H96ZM98 3H97V5H98ZM103 3V5L101 4H99V6H97V7H99V9H101V7L100 6H105L104 4V2H102ZM109 3V5H107L108 7H110V4ZM116 3H119L118 1L116 2ZM116 3H114V7L113 8H115L116 7ZM118 4V6L119 5H121V4ZM142 3H140V2H138V4H142ZM190 5H189V4ZM246 3H247V1H246ZM245 3V0H244V3H243V1H242V5H243V7H244V4H246ZM58 4V3H57ZM56 4V5H57ZM89 4H91V3H89ZM89 4H87V5H89ZM2 5H4V4H1L0 6H2ZM43 5V6H44ZM59 5V4H58ZM92 5V4H91ZM241 5V6H242ZM107 6H105L106 8H107ZM172 6V5H171ZM170 6V7H171ZM210 6V5H209ZM240 6V7H241ZM3 7V6H2ZM72 7H74V5L72 6ZM71 7V8H72ZM77 7V5L75 6V8ZM102 7V8H103ZM112 7H111V9H109V8H103V10L105 11V10H108V11H112V12H114L113 10H112ZM207 7V6H206ZM39 8H40V5H39ZM69 8V7H68ZM74 8V9H75ZM82 8H84V9H86L87 11H89L88 9H87V7L85 8V7H82ZM82 8H80V9H82ZM88 8H89V6H88ZM162 8V9H161ZM242 8V7H241ZM3 9H5V10H3L2 11V9L0 10V11H2V13L4 12V14L6 13V8H5V5H4V7H3ZM62 9H64L65 10V7L64 8H62ZM73 9V11H75ZM80 9H78V10H80ZM83 9V10H84ZM207 9V13H206V17L208 18V16L210 15V14H214V11L213 10H211V9H213V8H210V7H207L206 8ZM77 10V12H79ZM151 10L153 11L152 12V14L150 15V13H151ZM215 10V9H214ZM234 10V11H233ZM35 11V10H34ZM67 11H68V13H67ZM69 11H70V9L69 10H66V11H64V12H66V14H69L68 16H70V19L72 18L71 17V14H74V13H69ZM72 11V12H73ZM82 10H80V12H81ZM100 11V10H99ZM104 11H102L101 10V12H99V13H103ZM108 11H106V12H108ZM213 11V13H211ZM86 11L84 10L82 13L84 14V17L83 18H86V16L88 15L87 13H85ZM106 12H104L105 14H107ZM112 12L111 13H108V14H110L108 17H104L105 15H101V16H103V17H101V20L103 19V23H104V21H106V19L105 18H108V20H109V18H111V20H109L108 22H109V24H110V22H112V26L113 27H111V24L110 25H108V29L109 30H111L112 28H116L115 26L117 25H113V21L114 20H112V19H116V22H114V23H117V19H118V17L116 18V17H113L112 16ZM145 12H147V14L149 13V15H147V14H145ZM252 12V11H251ZM59 13V14H58ZM63 13V12H62ZM62 13H61V15H62ZM78 14V13H77ZM81 14V13H80ZM86 14V15H85ZM118 14V13H117ZM166 14V13H165ZM167 15V14H166ZM166 15H164L163 14V16H166ZM203 15H204V13H203ZM252 15V14H251ZM251 15H250V18H251ZM67 16V15H66ZM68 16H67V18H68ZM107 16V15H106ZM111 16V17H110ZM127 17V16H125V15H123L122 14V17ZM168 16H169V14H168ZM212 16V15H211ZM222 16H225V15H222ZM18 16H16L15 18H17ZM91 17V16H90ZM113 17V18H112ZM123 17V18H124ZM126 18V19H123L124 20V22H125V20L127 21L126 23H128V25L127 26H131L132 25V21L133 20H129L130 22H131V24H129V21L127 20V19H129V18ZM161 17H162V15H161ZM202 17H204V16H202ZM201 17V18H202ZM210 17V16H209ZM19 18V17H18ZM66 18V19H67ZM88 18L89 17H87L86 19H87V21H88ZM180 18V17H179ZM250 18L248 19L249 21H250ZM66 19H64L65 20V22H67L68 20H70L69 18L66 20ZM92 19V18H91ZM18 20V19H17ZM120 20H121V23H122V18H120ZM119 19H118V21H120ZM177 20V19H176ZM181 20V19H180ZM180 20H177V21H180ZM195 19H194V17H192V16H190V15H188V17L186 16V18L185 19H183V21H180L181 23H179V24H177V28L174 30L173 29V27H172V24L173 23H171L170 25H165V26H163L162 27V29L161 28H153V29H161L162 31H161V36L163 37L162 39L164 40V38H166L167 37V35L171 32V31H175V35L177 34V36H175L176 38H182V36L184 35V32L182 33V31H183V29L185 28V27H189V25H191V23H193V22H195L194 21ZM207 20V19H206ZM71 21H74V19L72 20L71 19ZM247 22V25L248 26H250V28L248 29V34H250V36L249 37H253V35L254 34H256V35H258V37L261 35L260 33H258L259 31H262V27H260L259 25V27H255L253 24H251L250 22ZM18 22H19V20H18ZM17 22V23H18ZM65 22H62L63 24L65 23ZM69 22V21H68ZM79 22H81L80 24H79ZM89 22V21H88ZM17 23H13L14 25H16ZM20 23V22H19ZM18 23V24H19ZM84 23V22H83ZM86 23V22H85ZM84 23V24H85ZM90 23V22H89ZM92 23V22H91ZM103 23H101L100 22V25H104ZM126 23H125V25H126ZM152 23H150V25L152 24ZM174 23H176V21L174 22ZM178 23V22H177ZM17 24V25H18ZM62 24V25H63ZM66 24V23H65ZM77 24H79V26L81 27V29L84 27L83 25H82V21H78V23ZM153 24H152V26H153ZM245 26H246V22H244L243 23ZM62 25L60 26L59 25V27L61 28L62 27ZM86 25V24H85ZM99 25V23L98 24H96V26H98L97 27V29L96 30H98V31H100V34H102V36H104V35H106V36H109L110 35V37L111 36H113V38L112 39H115L114 37H119V38H121V37H123V36H126L128 33H127V31H124V32H121V33H118L117 31H116V29L114 30V31H116L117 33H113V31L111 32V31H107L108 29L106 28V25H105V27H99L100 26ZM123 25H124V23H123ZM159 24H157V26H158ZM243 25V26H244ZM77 26L78 25H76L75 23H70V24H68V25H64L63 26V28H64V32H65V34H63V35H61V38L62 39H64V40H66L67 42L68 41H70L71 39H73V37L72 36H69L70 35V33L72 32V31H74V30H76V28H77ZM78 26V27H79ZM91 27H92V24L90 25ZM111 27V29H110V27ZM126 26V27H127ZM129 26V27H130ZM153 26V27H154ZM202 26H206V25H202ZM262 26V25H261ZM10 27V26H9ZM12 27H14V26H12ZM11 27V28H12ZM19 27H20V25H19ZM33 27V26H32ZM128 27V30H130V28ZM203 27V28H204ZM21 28V27H20ZM40 28V29H41ZM96 28V27H95ZM103 28H106V29H103ZM148 31L150 30L151 31V29H152V27H151V29H150V27L149 26H146L145 27ZM13 29V28H12ZM18 29L19 28H17V29H15V32H16V30H17V34H19V32H18ZM33 29V28H32ZM36 29V28H35ZM85 29H87V32L89 33V29H91L90 27H89V25H88V27H86ZM152 29V30H153ZM206 31L205 32H202L201 34H200V31L198 32V31H196L195 29V31L194 32H198L197 33V36H203V33L205 34H207V35H209V34H211L212 33V30L211 29H209V28H207V26H206V28H204ZM204 29H202V31L204 30ZM240 29V28H239ZM238 29V30H239ZM261 29V30H260ZM264 29V28H263ZM14 30V29H13ZM61 30V31H62ZM77 30H80V28L79 29H77ZM83 30H84V28H83ZM82 30V31H83ZM121 30H122V28H121ZM127 30V29H126ZM219 30V29H218ZM218 30H215V33L217 34V32H220V31H222L221 29L218 31ZM226 30V29H225ZM249 30H251L250 32L251 33H249ZM9 31H12V30H10L9 29ZM20 31V30H19ZM224 31V30H223ZM223 31L220 33V34H222L223 33ZM240 31V30H239ZM238 31V32H239ZM130 32H131V34H132V30H130ZM154 32V31H153ZM152 32V37L154 36V39H155V36H157V43H158V41H159V37H158V35H155L154 33ZM189 33H190V31H188ZM187 32V34L188 35H192V33H193V30L191 29V34H189ZM227 32V31H226ZM63 33V32H62ZM86 34V31L84 32H80V39L81 40H83L84 42H86V44L88 45V47L87 48H79V50L78 51H82L81 49H83V51L82 52H84V50L86 51V52H84V54L85 55H87L86 53L87 52H89V48H91L93 51H95V52H99L100 50H103L102 49V47H104L103 46V43H104V45L106 44V40L107 39H109V38H107L106 36V38H101L100 39V37H98L97 38V35H92V38H89V36H87V35H90L91 36V34L89 33V34ZM99 33V32H98ZM196 33H195V35H196ZM228 33V32H227ZM226 33V34H227ZM235 33V32H234ZM258 33V34H257ZM2 34V33H1ZM0 34V35H1ZM75 34H77V33H75ZM104 34V35H103ZM131 34H129L130 36H132ZM160 34H159V36H160ZM183 34V35H182ZM186 34V33H185ZM214 33H212L211 34V36L213 35ZM216 34H214V38L210 41V43H209V46L211 47H209V49L211 50H213V49H217L218 48V43L220 44V41H218V37L219 36H216ZM248 34H246V36L248 35ZM24 35V34H23ZM78 35V34H77ZM76 35V36H77ZM174 35V34H173ZM179 35V36H178ZM180 35H182V36H180ZM236 35H237V33H236ZM242 35H243V33H242ZM241 35V33L240 34H238L237 36H236V41H239L238 43H240V41L243 39V38H245L246 36H245V34H244V36L245 37H243ZM14 36H15V34H14ZM75 36V35H74ZM93 36H95L96 38H93ZM129 36V37H130ZM187 36V35H186ZM193 36H194V34H193ZM206 36V35H205ZM210 36V37H211ZM232 36H233V33H232ZM234 36H235V34H234ZM1 37H3L4 38V36H1ZM0 37V38H1ZM23 37H25V36H23ZM70 37H72L71 39H70ZM78 37V36H77ZM174 37V36H173ZM189 37V36H188ZM215 37H216V39H215ZM227 37V36H226ZM257 37V38H258ZM131 38H134V36H132ZM220 38H221V41L222 42H225L226 43V40H227V38H225V36L223 37V36H220L219 37V40H220ZM223 38H225V41L223 40ZM254 38V37H253ZM6 39V38H5ZM3 39V41H6V40H8V39ZM10 39H12V38H10ZM9 39V40H10ZM21 39H22V41L20 40V38H19V40H18V38H13L11 41H10V43L12 42V44H7V45H12L11 46V49L10 50H14V52H15V50L16 49H18L19 48V51L18 52H21L22 51V49H21V47L20 46H18L19 44H18V41H19V43H21L23 46L25 45L24 43H25V41H24V43H23V38L21 37ZM39 39V38H38ZM154 39H152L153 41H155ZM161 39V38H160ZM255 39V41H261L262 39H261V36H260V40H256V38H254ZM254 39H253V41H254ZM2 39H0V43H2V41H1ZM24 40H25V38H24ZM40 40V39H39ZM43 40V39H42ZM104 40V41H103ZM146 38L144 39H137V43L139 42L141 45H143V44H145V42H146ZM151 39L149 40H147V42H149L150 41V43H151V41H152ZM187 40L188 39H186V37H185V42L184 43H180L179 45H176L177 43H175V44H173V46L174 45H176L177 47H173L174 49L173 50H167L168 48V46H166V39L164 40V43H163V41L161 40L160 41V43H163V47H164V44H165V46H166V48H164V49H166L165 50V52H164V56H165V59H164V61H159V60H157V63L154 61V64H155V72L153 71V74H152V72L150 73V74H152L151 76H156V80H155V83H156V85H155V87L157 86V88L156 89H154L155 87H151V86H149L148 87V85H146L145 87L146 88H149V89H151V91L149 90V89H147V90H149V95H151V94H153V102H154V104H155V106H156V112L153 114V117H154V119L155 120H157V122L156 121H153V122H156L155 123V127L153 126L152 128H156V127H159V126H157L158 125V123H160L161 122V120H165L166 121V124H167V126L168 127H170V126H172V124H176L175 125V127H173L172 126V130H175V128H177L176 129V132L178 131V134L180 135V141H178V140H176V142L178 143V146L179 147H177L176 149V152H174V150L173 151H171V152H174L175 154L177 153L178 154V150H179V152L181 151V152H184V149L183 148H185L186 146H187V144H190L192 147H193V149L195 148L196 150H194L193 152H194V154L196 153L195 151H199L201 154H203V153H205V152H207V151H215V152H217V158L216 159H210V168L209 169H211V171L208 169V171H210L211 172V174H214L215 175V173H216V170H217V168H219L220 166H222V168L224 169V170H226V169H229L230 167H235L236 168V171H245L246 169L248 170L249 169V171H250V168L249 167H251V166H249V164H250V161H249V159H251V157L252 156H254V157H257L259 160H260V162H259V164L257 165V166H259V165H261V164H264V135L262 134V132L261 131H259V130H261V129H259V128H262V126H263V123H262V126L261 127H259L258 125H256V124H258V120L259 121H263L264 120V115L262 116V119H260L261 117H259V119L257 118V120H256V117H258V114L255 112L256 111V104H262V105H264L263 103H261V101L258 99L259 97L260 98H263L262 100H264V91H263V89H261L262 88V86H260V85H258V86H254V87H252V89L250 90V94L249 93H247L248 94V96L250 95V96H254V100H256V99H258L259 100V102L257 103V102H254L253 100V102H248V98H247V96H244L242 93H244L243 91H242V93H241V91L240 90H242L241 89V85H244V83H246L245 81H246V76L245 75H248V72L250 73V74H252V76H254V74H256L254 71H252L251 70V68H249V71H246V73L247 74H245V75H243V77H242V74L240 73V74H238L239 72H237V70H234V72L231 74L232 75V77H234L233 79H231V80H229L231 83H228L229 81H226L225 80V78H223V74L222 73H220V74H222V75H220V74H218L216 77H214V76H212V75H210V73H209V71L206 69V68H203V67H199V66H197V65H194L195 63H193V62H191L190 61V59H189V57H190V50H188V48L186 47V42H187ZM245 40H248L247 39V37L245 38ZM250 40V39H249ZM251 40H252V38H251ZM44 41V40H43ZM228 41V40H227ZM232 41H234V40H232ZM236 41H235V43L234 44H236ZM263 41V40H262ZM71 42V41H70ZM150 43H149V45H150ZM157 43H155L156 45H157ZM229 43H231V40L230 41H228V43H226L227 45L229 44ZM237 43V44H238ZM3 44V43H2ZM2 44H0V45H2ZM6 44L4 45V50H3V48H2V50H0V52L3 54V56L0 58V63H1V61H3L2 63H4V64H6V62L9 60V57L8 58H5V55L7 54V53H11L12 55H13V51L11 52H8L9 50H8V48H10V47H5L6 46ZM30 44V43H29ZM44 44V43H43ZM43 44H40L39 43V45H38V43H36V45L37 46H35V47H37V51H38V53L39 54H37L36 55V57L37 58H35V59H33L34 58V55H33V58L32 57H28V58H30V59H32V61L34 60V62L36 63V64H38V65H36L37 66V71L38 70H40V74H39V77H40V75H41V77H43L44 75H47V78H48V76H49V78L50 79H52L51 77H54L55 79H56V81L58 82V83H60V84H63V85H65L67 82H71V80L70 81H66L67 79H68V76H67V72L66 71H68V70H66L67 69V67L69 66V65H71L72 66V61L71 60H68V59H65V58H63V56H61L62 57V59L60 58V56L58 57V59H60L61 61H59V62H57V61H55L54 62V58L56 57V55L58 54L59 55V53H56V52H58V50L57 51H55L54 50V48L51 50L52 52V54H51V57H52V59H53V61H52V59L50 60V61H52V62H50V64L48 65V67H47V65L45 66V67H47V68H45L44 66H43V64L42 63H44V60H42V65L39 63V55H40V53H42L43 54V49L46 47L45 45H43ZM136 44V43H135ZM152 44V43H151ZM154 44V43H153ZM236 44V45H237ZM47 45H48V43H47ZM50 45V44H49ZM101 45V46H100ZM119 45V44H118ZM137 45V44H136ZM148 45V46H149ZM156 45H154L153 47H155V48H153L152 46H151V50L153 51L154 49H156L157 48V51H158V49H159V47H161V46H156ZM158 45H160V44H158ZM206 45V44H205ZM233 46V44L231 43V44H229L228 46H227V48H229V46ZM29 46V45H28ZM32 46V45H31ZM45 46V47H44ZM120 46V45H119ZM204 46V45H203ZM203 46H200V48H202L203 49ZM35 47H34V51H35ZM121 47V46H120ZM163 47H161V49H163ZM206 47V46H205ZM220 47V46H219ZM26 48H28V47H26ZM51 49V47L50 46H48V49ZM114 48H115V46H114ZM123 48V47H122ZM199 47H196L195 48V50H194V53H195V55H196V57H197V59H199V60H206V61H209V62H211L212 64L213 63H215V59H212V58H210V56H207L206 54H204L205 52L204 51H201L202 49H200ZM207 48H208V46H207ZM231 48V47H230ZM237 48V46H235V49ZM7 49V50H6ZM21 49V50H20ZM47 49V47H46V49H44V50H48ZM120 49V48H119ZM241 49H242V47H241ZM24 50V49H23ZM29 50V49H28ZM70 50H72V49H70ZM203 50H205V49H203ZM230 50V49H229ZM69 51V50H68ZM68 51H67V53H68ZM73 51V50H72ZM110 52H111V50H109ZM120 51H122L121 49H120ZM119 51V52H120ZM228 51V50H227ZM233 51V50H232ZM232 51L230 50V51H228V52H231L232 53ZM238 51V50H237ZM29 52H31L30 50H29ZM101 52V51H100ZM103 52V51H102ZM115 52V51H114ZM113 52V53H114ZM259 52V51H258ZM0 53V54H1ZM27 53H28V51H27ZM26 50H25V53L23 54L25 57H26ZM69 53L71 54V52L69 51ZM162 53V52H161ZM208 53V52H207ZM233 53H236V51L234 50L233 51ZM1 54V55H2ZM11 54H9V56L11 55ZM14 54H16V53H14ZM28 54H30V53H28ZM45 54V53H44ZM83 54V55H84ZM11 55V56H12ZM22 54L20 53V56H21ZM22 55V56H23ZM72 55V54H71ZM78 55V54H77ZM112 55V54H111ZM117 54H115V56H116ZM151 55V54H150ZM149 55V58L150 57H152V59H153V57H154V59H157V57H159L158 56V54H154L155 56H153V53H152V56H150ZM24 56H23V58H24ZM43 56H45V55H43ZM50 56V54L48 55V57ZM47 57V58H48ZM51 57H49V59L51 58ZM56 57V58H57ZM67 57V56H66ZM68 57H69V54H68ZM118 57V56H117ZM126 57V56H125ZM133 57H134V55H133ZM182 57L183 58H186V61L184 62V66L186 67V68H188L189 69V72H188V74H190V76H188V74L187 75H185V74H183V73H177L176 74V76H174V77H172V78H165L164 76H163V72L164 71H166V69H170V70H175V67H178V62H179V60H180V58L182 59ZM209 57V58H208ZM20 58V57H19ZM22 58V57H21ZM22 58V59H23ZM43 58H45V57H43ZM81 58V57H80ZM83 58H84V56H83ZM85 58H87V56H85ZM84 58V59H85ZM98 58V63H103L105 60L103 59V55H101V56H99V57H97ZM97 58H95L94 60H96ZM6 59H7V61H6ZM15 59V58H14ZM21 59V60H22ZM26 59H27V57H26ZM26 59L24 58L22 61L24 62V60L26 61ZM30 59H27V61L29 60L30 61ZM72 59V58H71ZM118 59H119V57H118ZM127 59V58H126ZM131 59V58H130ZM135 59V58H134ZM148 59V58H147ZM153 59V60H154ZM10 60H12L11 61V63L8 61L7 62V64L6 65H9V64H12L13 65V68H14V72L13 73H15L16 72V70H17V72H18V69H15V68H17V66H19V63H22V62H20L21 60L20 59H17L16 58V62L13 60V57H12V59H10ZM17 60H20L19 61V63H18V61ZM77 60H79V59H77ZM81 60V59H80ZM79 60V61H80ZM120 60V59H119ZM133 60V59H132ZM137 60H138V58H137ZM149 60V59H148ZM152 60V61H153ZM83 61V60H82ZM84 61H87V59H85ZM88 62V61H87ZM86 62V64H87V66H88V64L89 63H87ZM95 62V61H94ZM119 62H121V64H120V66H122V62H124V61H119ZM125 62H127V61H125ZM248 63H249V61H247ZM16 63H18V65L16 64ZM84 63V62H83ZM91 63V62H90ZM106 63V62H105ZM104 63V64H105ZM117 63V62H116ZM129 63H130V61H129ZM131 63H134V60H133V62H131ZM244 63V62H243ZM243 63L241 64V66H244L245 65V63H244V65H243ZM248 63H246L247 65H248ZM23 65L25 64V63H22ZM45 64V63H44ZM85 64V65H86ZM95 64V63H94ZM117 64H119V63H117ZM124 64V63H123ZM128 64V63H127ZM127 64L125 65V67H127ZM139 64V63H138ZM153 64V63H152ZM154 64H153V66H154ZM250 64V63H249ZM26 65V64H25ZM25 65H24V67H25ZM41 66L40 68L38 67V66ZM97 65V64H96ZM102 65V64H101ZM101 65H99V67H101ZM113 65H115V64H113ZM113 65H112V67H113ZM129 65V64H128ZM131 65V64H130ZM129 65V66H130ZM133 65V67H132V73L134 74L135 72L134 71H136V73H138L137 72V70H135V68L134 67H137V63L134 65V64H132ZM1 67H2V69L4 68L2 65H0ZM67 66V67H66ZM70 66V67H71ZM84 66V65H83ZM103 66V65H102ZM105 66V68H106V70H107V64H105L104 65ZM119 66V65H118ZM128 66V67H129ZM23 67V68H24ZM74 66H72V68H73ZM80 67H82V65L80 66ZM110 68H108L109 70L111 69V66H109ZM123 67V66H122ZM131 67H129V68H131ZM245 67V66H244ZM243 67V68H244ZM248 67V66H247ZM246 67V68H247ZM26 68V67H25ZM22 69V67L21 66H19V69H22L21 70V72L20 73H16V75L14 74V76H13V73H11L12 75L11 76H8V77H6V74L8 75V73H7V71H4L3 72V75H5V77L2 79V78H0V82H2L4 85H6L7 87H11V88H13V87H16L15 85H21V87H22V85L25 83H28V86H24L23 85V89L25 90L27 87H28V89L31 91L32 90V87L34 86V85H36V83L34 84L33 82H32V80H33V78L31 79L30 77H29V74H27L26 73V71H28V68L27 69ZM39 68V69H38ZM76 67H74V69H75ZM78 68V67H77ZM76 68V70H78ZM83 68V67H82ZM103 68V67H102ZM105 68H103V69H105ZM114 68V67H113ZM112 68V69H113ZM134 68V69H133ZM150 68V67H149ZM263 68V67H262ZM1 69V68H0ZM1 69V70H2ZM5 69V68H4ZM3 69V70H4ZM85 70H86V68H84ZM82 70V73L83 74H85V75H83L81 72V74L85 77L87 74H88V76L90 75V77L92 76V77H94L95 76V79H96V77H98V76H100L101 78L102 77H104V76H102V74L99 72V70L100 69H98V73H99V75L97 74V70H96V72H95V74H97V75H95L94 74V71H93V73H91V70L89 71V70H87V71H89L91 74H89V72L87 73V72H85V70ZM112 69H111V71H109V70H107V71H109V72H111V74L113 75V71H112ZM2 70V71H3ZM6 70V69H5ZM26 70V71H25ZM81 70V68L79 69V71ZM134 70V71H133ZM251 70V71H250ZM1 71V72H2ZM13 71V70H12ZM118 71V70H117ZM231 71H233V70H231ZM258 71V70H257ZM263 71V70H262ZM115 72V71H114ZM120 72V71H119ZM140 72V71H139ZM259 72V71H258ZM87 73V74H86ZM121 73V72H120ZM120 73H118L117 75L119 76V74ZM141 73H143L142 71L140 72V73H138V74H141ZM2 74V73H1ZM69 74V73H68ZM94 74V75H93ZM107 74H108V72H107ZM123 74V73H122ZM126 74V73H125ZM144 74H145V72H144ZM144 74H143V76H141V78H138V76L139 75H137V82H139V80L138 79H142L143 77H145L144 76ZM260 74H261V72H260ZM264 74V73H263ZM2 75V76H3ZM10 75V74H9ZM142 75V74H141ZM1 76V77H2ZM30 76H32L31 74H30ZM87 76V77H88ZM114 76V75H113ZM113 76H111V77H109V80L110 79H112V77ZM150 76V77H151ZM245 76V77H244ZM264 76V75H263ZM45 77V76H44ZM87 77H85L86 79H88L89 81L91 80L92 81V79H94V78H92V79H90L89 77L87 78ZM106 77V76H105ZM122 76H120V78H121ZM256 77V76H255ZM262 77V76H261ZM53 78V79H54ZM69 78H71V76L69 77ZM99 78V77H98ZM113 78H116V77H113ZM123 78V77H122ZM149 78V77H148ZM244 78H246V79H244ZM94 79V80H95ZM104 79V78H103ZM108 79V78H107ZM117 79V78H116ZM116 79H115V81H116ZM262 79L263 78H261V81H262ZM98 80V79H97ZM99 80H100V78H99ZM105 80H106V78H105ZM123 80H124V78H123ZM143 80H144V78L141 80L142 82H143ZM147 80V79H146ZM149 80H151L150 78H149ZM35 81V80H34ZM53 81H55V80H53ZM90 81V84L92 83ZM96 81V80H95ZM94 81V82H95ZM101 81H102V79L100 80V85H98V84H95L94 83V85L95 86H99L98 88H100V86H102L101 88H103V91H105L106 89L105 88H112V87H114V82L112 83V85L113 86H108L109 85V83L106 85H101L102 83H101ZM128 81V80H127ZM260 81V80H259ZM36 82V81H35ZM106 82H107V80H106ZM110 82H112L111 80H110ZM116 82H119V80L118 81H116ZM136 82V85L137 84H139V83H142V82H139V83H137ZM149 82H151V81H149ZM21 83V84H20ZM99 83V82H98ZM104 83V82H103ZM146 83V82H145ZM243 83V84H242ZM68 84V83H67ZM90 84L89 85H86L87 87L89 86L90 87ZM121 84H124L123 82H121L120 81V85ZM142 84H144V83H142ZM141 84V85H142ZM27 85V84H26ZM92 85V84H91ZM94 85H92L93 86V90H94ZM135 87H136V89L138 90L139 88H140V84H139V86L137 85H135V84H133ZM150 85V84H149ZM80 86H82V85H80ZM91 86V87H92ZM103 86H105V88L103 87ZM107 86V87H106ZM122 86V85H121ZM25 87V88H24ZM88 87V88H89ZM138 87V88H137ZM145 87H142V88H140L141 90H143V88H145ZM88 88H86L84 85L82 86V87H80V92H82V94H88L89 95V97L91 96V98L93 97L92 95H94L95 93H97L96 95L98 96L99 94V92H101L100 90L99 91H97L96 90V87H95V93H93V91H91L92 90V88H90V89H88ZM109 88H108V90H109ZM134 87H132V90L134 91V89H133ZM154 90H153V89ZM244 88V87H243ZM0 89L2 90V88L0 87ZM28 89H26L25 90V93H27V94H29L28 92L29 91H27ZM105 89V90H104ZM230 89H235L236 90V92L235 91H233V94H228L227 95V90H230ZM0 90V93L3 91L4 92V90H2L1 91ZM145 90V89H144ZM152 90H153V92L154 93H151L152 92ZM27 91V92H26ZM107 91V90H106ZM106 91H105V93H106ZM146 91V90H145ZM247 91V90H246ZM205 92H206V94H205ZM248 92V91H247ZM134 93V92H133ZM136 93V92H135ZM134 93V94H135ZM146 93H147V91H146ZM204 93V94H203ZM220 93H222L221 95H223V93H225L227 96L224 98L223 96H221V98L224 100H222L219 96V94ZM5 94H8V93H4V95ZM11 92H10V96H11ZM102 94V93H101ZM144 94V93H143ZM245 94V93H244ZM246 94V95H247ZM138 94L136 93V96H137ZM202 95H205V96H203L202 97ZM207 95V96H206ZM219 95V96H218ZM261 95V96H260ZM135 96V97H136ZM141 96V95H140ZM148 96V95H147ZM258 96V97H257ZM8 96H0V104H4V103H6V102H8V100L10 101V100H12V98L14 99V97H13V94H12V98L11 99H9L10 97H8ZM96 97V96H95ZM99 97H102V96H99ZM150 97V96H149ZM148 97V98H149ZM255 97H256V99H255ZM97 98V97H96ZM137 98V97H136ZM220 98V99H219ZM139 101L138 102H141L142 103V101H143V103L142 104H144L145 103V100H143V98H139V96H138V98H137ZM247 100V103H248V105H249V107H250V109L252 110V113H251V115H249V116H252V118L249 120V121H251V126H250V132H252L251 134H253V139H252V137H250V135H249V132L247 133L246 132V130H249V129H246L245 127V129H244V131L246 132V133H242V131H241V133L242 134H244L245 136H243V137H245V145H246V138H247V136H248V138H251L250 140L252 141L251 142V144L249 143V145L247 146V149L245 148V151H237L238 149L239 150H241L239 147H238V149L236 150L235 149V146H234V144H232V142H242L243 141V139H242V136L241 135H239V131L240 130H243V129H241V128H239L240 130L238 131V125L236 124H234V122H237L238 124L240 123V125H241V123L243 122V126H245V122L246 121H248V118H250L248 115H247V113H248V111H246L247 109L245 108V104L244 103H246V100ZM101 100V99H100ZM99 100V104L101 103V102H104V101H100ZM133 100V99H132ZM131 99H130V101H132ZM142 100V101H141ZM221 100V101H220ZM90 101V100H89ZM89 101H87V102H89ZM96 101V99H92V103L94 104V102ZM110 101V100H109ZM108 101V102H109ZM112 102H114V100H111ZM118 101H119V99H118ZM117 101V102H118ZM123 101V100H122ZM151 101V100H150ZM243 101H245V102H243ZM249 101H251L250 99H249ZM50 103H51V100L49 101ZM116 102V101H115ZM120 102H121V100H120ZM134 102H136V101H134ZM36 103V102H35ZM34 103V104H35ZM37 103H38V101H37ZM36 103V104H37ZM107 103V102H106ZM110 103V102H109ZM109 103H107V104H109ZM130 103V102H129ZM133 103V102H132ZM33 104V106H36V107H34L35 109L38 107L37 105H40V104H37V105H34ZM87 104V103H86ZM99 104H96V106H98ZM111 105H113L112 103H110ZM135 104V103H134ZM142 104H140V105H142ZM101 105V104H100ZM122 105V104H121ZM120 105V106H121ZM124 105V104H123ZM261 105V106H262ZM104 106V105H103ZM125 106V105H124ZM41 107V106H40ZM122 107V106H121ZM138 107H144V105L143 106H138ZM242 107H243V109L245 108V110L244 111H242ZM257 107H259V105H257ZM33 108V109H34ZM83 109H84V107H82ZM81 108V109H82ZM93 108V107H92ZM140 108V109H141ZM262 108H263V106H262ZM40 108H38V109H36V110H39ZM68 109H71V108H68ZM67 109V110H68ZM74 109V108H73ZM73 109H71L70 111H73L74 112V110ZM83 109L81 110L82 112H84L83 111ZM104 109V108H103ZM124 109H125V107H124ZM132 109V108H131ZM136 109H137V107H136ZM79 110H80V108H79ZM260 110H261V108H260ZM115 111H117L116 109H115ZM134 111V113L136 112L135 110H131L130 112L132 113ZM72 112V114H74ZM129 112V113H130ZM138 112V111H137ZM136 112V113H137ZM264 112V111H263ZM70 113V112H69ZM113 113V112H112ZM123 113H124V111H123ZM135 113V114H136ZM8 114H10V112H8ZM8 114H6V115H8ZM71 114V115H72ZM97 114V113H96ZM106 113H104V115H105ZM249 114V113H248ZM107 115V114H106ZM151 114L149 113V116H150ZM248 117H247V116ZM257 115V116H256ZM72 118H73V115H72ZM17 119H19V118H17ZM23 119L25 120L24 122H22L23 124H24V127H25V129L26 130H28L29 129V126H26V125H28L29 124V122H27V120H26V118H24L23 117ZM91 119V118H90ZM146 119H149L150 120V118H146ZM145 119V120H146ZM12 120V119H11ZM11 120H9V119H7L6 117H4L3 116V118H2V120H0V134H5V136L7 137L6 139H7V141H9L10 143H8V144H10V145H8V147H9V149H10V153H13V151H15L16 150V148H18L21 144H22V142L24 141V140H26V138H22L23 137V135H22V137H19V136H17L19 133H17V132H15V131H13V133H9V132H7V130L8 129H11V128H8L7 126L8 125H10L11 123ZM20 120V119H19ZM21 120H22V118H21ZM73 120H74V118H73ZM149 120H147L148 121V123H149ZM235 120V121H234ZM18 121V120H17ZM17 121H16V123H17ZM158 121H160V122H158ZM248 121V123H247V125L250 123ZM256 121H257V123H256ZM8 122L10 123V124H8ZM25 122H27L28 124H26L25 125ZM82 122V121H81ZM107 122V121H106ZM118 122V121H117ZM119 122H122V121H119ZM118 122V123H119ZM13 124H14V122H12ZM117 123V124H118ZM152 122L150 121V124H151ZM18 124V123H17ZM90 124V123H89ZM98 124V123H97ZM110 124V123H109ZM116 124V123H115ZM116 124V127H118L119 125H117ZM146 124V122L144 123V124H141V125H144V126H146L145 125ZM18 125H20V124H18ZM91 125H92V122H91ZM107 125V124H106ZM106 125H105V127H106ZM178 125V126H177ZM100 126V125H99ZM110 126H112V125H110ZM125 126V125H124ZM249 126V125H248ZM248 126H247V128H248ZM27 127V128H26ZM102 127H104V126H102ZM101 127V128H102ZM240 127V126H239ZM242 127V126H241ZM259 127V128H258ZM106 128H109L108 126L106 127ZM142 128H143V126H142ZM171 128V127H170ZM150 130H151V128H150ZM171 130V129H170ZM8 131H11V130H8ZM16 134H15V133ZM261 132V133H260ZM248 134V135H247ZM29 136V135H28ZM43 136H45V135H43ZM168 136H169V134H168ZM241 137V139H242V141L241 140H236V138H238V137ZM34 137V136H33ZM69 137V136H68ZM239 137V138H240ZM23 139V140H22ZM30 139V138H29ZM29 139H27L26 141H24V143L25 142H27L28 141V143H29ZM32 139V138H31ZM105 139V138H104ZM233 139H235L234 141H233ZM22 140V141H21ZM33 140V139H32ZM106 140V139H105ZM105 140H102V141H105ZM173 140V139H172ZM232 140V141H231ZM67 141H69L68 140V138H67ZM231 141V142H230ZM249 141V139H247V142ZM37 143L36 142V140L34 141H32V143ZM106 142H108V141H106ZM110 142V141H109ZM108 142V143H109ZM116 142V141H115ZM118 142V141H117ZM116 142V143H117ZM163 142V141H162ZM174 143H175V141H173ZM225 142L226 143H228L229 144V142H230V144H232V145H228V144H225ZM236 142H235V144H236ZM243 142V143H244ZM35 143L34 144H32L33 146L35 145ZM177 143H175V144H177ZM26 144V143H25ZM24 144V145H25ZM68 145H69V142L67 143ZM85 144V143H84ZM102 144V143H101ZM110 145H112L113 146V144H111V143H109ZM136 144V143H135ZM175 144H173V145H175ZM4 145H6V143H2V142H0V148H1V146H4ZM28 145V147L30 146L29 144H27ZM26 145V146H27ZM58 144L57 143H55V142H51L50 144H48V145H44L42 148L45 150V152L47 153V155L46 156H49V157H52L54 160L57 158L55 155V157L53 156V153L51 152L53 149H55V147L57 146ZM103 145H105V143H103ZM107 145V144H106ZM123 145H126V143L124 144L123 143ZM129 145V144H128ZM162 145H164V144H162ZM186 145V146H185ZM45 146H47V147H45ZM114 146H117V145H114ZM7 147V148H8ZM91 147V146H90ZM107 148H106V151H108V153H110V149H108V147H109V145L108 146H106ZM121 147V146H120ZM131 147V146H130ZM163 147V146H162ZM165 147V146H164ZM246 147V146H245ZM3 148V147H2ZM4 148H5V146H4ZM88 148V147H87ZM101 148V147H100ZM103 148V147H102ZM101 148V149H102ZM129 148V147H128ZM156 148H158V147H156ZM236 148H237V146H236ZM105 149V148H104ZM104 149H102V150H104ZM114 149V148H113ZM112 149V150H113ZM116 149V148H115ZM192 149V148H191ZM106 151H104V152H106ZM123 151H126V150H124L123 149ZM139 151V150H138ZM191 151V150H190ZM115 152V151H114ZM118 152V151H117ZM121 152V151H120ZM141 152V151H140ZM180 152V153H181ZM82 153V152H81ZM124 153V156L125 155H127V152H123ZM123 153H119L120 155H123ZM126 153V154H125ZM138 153V152H137ZM136 153V154H137ZM188 153H190V152H188ZM188 153H184L186 156L188 155L189 156V154ZM14 154V153H13ZM74 154V153H73ZM112 154V153H111ZM118 154V155H119ZM136 154H134V155H136ZM161 154H162V152H161ZM183 154V155H184ZM192 154V153H191ZM197 154V153H196ZM206 154V153H205ZM216 154V153H215ZM113 155V154H112ZM116 155V153L113 155V156H115ZM118 155H116V156H118ZM153 155V154H152ZM173 154L171 153V155H170V157H172V158H170L171 160L173 159V156H172ZM180 155H182V153L181 154H179V156L178 157H180ZM78 157H79V155H77ZM82 156V155H81ZM80 156V157H81ZM115 156V157H116ZM137 156H138V154H137ZM146 156V155H145ZM144 156V157H145ZM150 156V155H149ZM157 156V155H156ZM162 156V155H161ZM186 156L184 157V156H182L181 158H186ZM191 156V155H190ZM1 157V156H0ZM13 157V159L12 160H10V159H8V163H7V165L5 164V168L4 167H2L1 165H3L2 164V162H0V240H2V239H6V241H7V243L8 244H11L12 243V240H14V239H26V238H30V236H31V234H32V232H34L35 230L36 231H38V229L40 230V231H42L43 233L44 232H50V233H48L55 241H56V245L55 246H57V245H59L60 246V244H61V246H63L62 245V242L64 241V239L66 240L68 237H69V239H70V235L69 234H71V238L73 237L72 236V234L74 235V237H76V236H78L83 230H84V228L82 227L83 225L82 224H78L77 225V223H73V221H72V223L74 224L73 225V230H71V228L69 229V230H71L72 231V233H70L71 231H67V230H65V229H63V227L61 226V224H60V222H58V220L54 217V215H47L48 217H46L44 220L42 219V217H40V216H37V210L39 209V210H41L43 213H47L48 211H49V209L51 208V207H53V209L54 208H58L60 205H62L61 204V202L63 201L62 200V198L60 197V195H57L58 194V192H57V190H58V188L59 189H61L60 187H58V188H56L57 186H59L58 185V183H57V186L55 187V186H53V187H55L54 189L56 190V192H54V193H57V194H54V196L52 195V197H51V203L50 204H47V203H45L44 201L42 202V201H40L39 200V198H37L36 196V194H32V195H28L29 194V192H27V196H24L25 195V191L24 190H21L20 189V187H17V188H19L20 189V193H22V195H20V193H19V191H18V189L15 187V188H13L15 185H11L12 187H10L9 185H8V181H10L11 179H13L14 180V177H18V176H22V178H21V176H20V179H22V180H24L26 183H27V185H30V186H32V187H34V182H39V183H41L42 181L41 180H43L44 178L42 177V175H44V174H42L43 173V171H42V175L41 176H34L33 177V183L31 182V181H29L30 180V178H32V174H33V172H35V170H33V172H32V168L33 169H35L36 167L34 166V167H32L31 169H29V167L28 166H26V165H21L20 166V164H19V162H18V160L16 159V156H15V154H14V156L12 155L11 156V158ZM125 157H127V156H125ZM139 158H140V156H138ZM136 158L135 159V157L134 156H130L129 154H128V159L126 160L127 161V164H126V162L124 163V164H126L127 165V167H128V165H130V166H133V167H131L130 169H135V167L134 166H136L135 165V163L136 162H138V161H136V160H138L139 158ZM144 157H141V158H144ZM153 157V156H152ZM166 157H169V156H167L166 155ZM174 157H176V156H174ZM193 157V156H192ZM151 158V157H150ZM159 158H161V157H158V159ZM208 158H212L211 156L210 157H208ZM2 159V157L0 158V160ZM6 159V158H5ZM3 160L2 159V161H6V160ZM116 159L117 160H113L112 161V163L113 162H115V163H119L118 162V158L116 157ZM126 159V158H125ZM124 158H123V160H125ZM146 159V157L144 158V160ZM164 159V158H163ZM166 160L165 161H167V158H165ZM176 159V158H175ZM189 159H191V158H189ZM193 159V158H192ZM10 160V161H9ZM46 160V159H45ZM123 160H122V162L121 163H123ZM151 160V159H150ZM154 160V159H153ZM152 160V161H153ZM160 160V159H159ZM174 160V159H173ZM179 160V159H178ZM183 160H185V159H183ZM186 160H188V158L186 159ZM254 161H255V159H253ZM42 161V160H41ZM142 161V163H144V164H146V163H152L151 161H149V162H143V159L141 160ZM140 161V162H141ZM164 161V160H163ZM164 161V162H165ZM208 161H209V159H208ZM56 162H57V160H56ZM184 162V161H183ZM219 164H218V163ZM42 163H43V161H42ZM50 163V162H49ZM77 163V162H76ZM156 163V162H155ZM192 163L193 164H191L190 163V165H191V167H194V166H196V163L194 164V162L192 161ZM38 164H40V163H38ZM37 164V165H38ZM138 164V163H137ZM153 164V163H152ZM164 164V163H163ZM163 164H162V161H161V163H160V166L162 165L163 166ZM170 164V163H169ZM184 164V163H183ZM188 164H189V160H188ZM187 164V165H188ZM41 165V164H40ZM39 165V166H40ZM119 165H121L120 167L121 168H123V167H125L126 168V165H123L122 166V164H120L119 163ZM178 165H180L179 164V162H178ZM189 165V166H190ZM219 167H218V166ZM250 165H253L252 164V161H251V164ZM4 166V165H3ZM72 166V165H71ZM113 166V165H112ZM117 166V165H116ZM129 166V167H130ZM155 166V165H154ZM170 166V165H169ZM189 166H187V167H189ZM42 167H44V166H42ZM150 167H152L151 165H149V167L148 168H150ZM172 167H173V165H172ZM176 167H177V165H176ZM183 167V166H182ZM190 167V168H191ZM197 167H198V165L196 166V169H197ZM254 167V166H253ZM256 167V166H255ZM254 167V168H255ZM54 168V167H53ZM75 168V167H74ZM110 168V167H109ZM114 168V167H113ZM121 168H119V166H118V169H120L121 170ZM152 168H154V167H152ZM162 168V167H161ZM221 168V167H220ZM221 168V169H222ZM259 168V167H258ZM55 169V168H54ZM65 169H67V168H65ZM71 169H73V168H70V170ZM76 169V168H75ZM111 169V168H110ZM114 169H117L116 167L114 168ZM114 169H112V170H114ZM129 168H127V170L125 171V172H129V170H130ZM133 169L131 170L132 171V173L134 174L135 173V170L133 171ZM164 170L166 169V168H163ZM168 169V168H167ZM166 169V171H168ZM172 169H174V168H172ZM178 169H180V167L178 168ZM178 169H176V173L178 172ZM194 170H195V172H197L198 171V169L196 170L195 168H193ZM69 170V169H68ZM69 170V173L71 172ZM149 170H151V168L149 169ZM148 170V171H149ZM157 170V169H156ZM159 170H162V169H159ZM164 170H163V172H164ZM182 170H185L184 169V167H183V169ZM218 170H220V169H218ZM235 170V169H234ZM86 171V170H85ZM117 171V170H116ZM116 171H114V172H116ZM151 171H153V169L151 170ZM158 171V170H157ZM185 171H187L188 172V170H185ZM185 171H183V173H185ZM56 172V171H55ZM117 172H120V171H117ZM180 172H181V169H180ZM198 172H200V171H198ZM198 172H197V174H198ZM209 172V173H210ZM51 173V172H50ZM53 174H54V172H52ZM121 173H123V172H121ZM120 173V174H121ZM131 173V172H130ZM189 173V172H188ZM245 173H246V171H245ZM16 174H18V175H16ZM20 174V175H19ZM71 174V173H70ZM125 174V173H124ZM179 174V173H178ZM191 174V173H190ZM121 175H123V174H121ZM126 175V174H125ZM180 175V174H179ZM178 175V176H179ZM186 176H187V178H188V174H185ZM52 176V175H51ZM56 176V175H55ZM54 176V177H55ZM127 176V175H126ZM177 176V177H178ZM181 176V175H180ZM179 176V177H180ZM185 176V177H186ZM194 176V175H193ZM202 175L200 174V176L199 177H201ZM205 176V175H204ZM203 176V177H204ZM208 176H212V175H208ZM216 176V175H215ZM47 177V176H46ZM57 177V176H56ZM128 177L130 178V175H128ZM139 177H140V174H139ZM189 177L190 178H195V177H192V176H190L189 175ZM217 177V176H216ZM214 178V179H216L217 180V178ZM260 177V176H259ZM257 178L258 180H261V178ZM19 178V177H18ZM43 178V179H42ZM123 178H125V176H123ZM181 178H182V176H181ZM206 178V180H207V177H205ZM219 178H221L220 176H219ZM15 179H17V178H15ZM47 179V178H46ZM65 179V178H64ZM127 179V178H126ZM132 179V178H131ZM134 179V178H133ZM132 179V180H133ZM186 178H184V180H185ZM189 179V178H188ZM188 179H186V180H188ZM197 179V178H196ZM208 179H209V177H208ZM12 180V181H13ZM36 180V181H35ZM67 180V179H66ZM192 180V179H191ZM198 181H200L201 182V180H199V178L197 179ZM220 180H224L223 178L222 179H218V181H217V183L215 184V183H209V181L210 180H207L208 181V186H205L206 185V182H205V184H204V186H205V188L207 189V188H211L210 186L211 185H214V188H216L215 187V185H219V187L222 189V187H221V184H222V182L220 181ZM50 181V180H49ZM73 181V180H72ZM93 181V180H92ZM120 181V180H119ZM122 181V180H121ZM64 183H65V181H63ZM67 182V181H66ZM91 182V181H90ZM94 182V181H93ZM123 182V181H122ZM138 182V181H137ZM142 182V181H141ZM186 182H189V181H186ZM192 182H194V179L192 180ZM191 182V183H192ZM196 182V181H195ZM39 183H37V184H39ZM53 182H51V184H52ZM67 183H69V182H67ZM120 183V182H119ZM176 183V182H175ZM191 183H189L190 185H189V187L191 186V185H193V184H191ZM220 183V184H219ZM228 183V182H227ZM226 183V184H227ZM50 184V185H51ZM93 184H95V182L93 183ZM138 184H140V183H137V185ZM148 184V183H147ZM223 184H225V182L223 181ZM226 184L224 185V186H226ZM66 185V184H65ZM142 185V184H141ZM210 185V186H209ZM218 185H217V187H218ZM227 185H229V187H225V188H228V189H225L224 188V190H230L229 188H230V186H231V190H233V191H231V193L230 194H232V196L230 197L231 198V200H232V198H234L235 199V201L237 202H235V204H238V203H240V200H241V198H242V196H243V194H244V191L245 192H249L250 190H251V188L253 189L254 187V185H252L251 183H246V184H244V186H243V183H241V182H237V181H235L234 180V182H232V184H227ZM241 185L245 188L244 190H242L243 189V187H242V189H241ZM37 186V185H36ZM91 186V185H90ZM93 186V185H92ZM120 186H122V185H120ZM156 186V185H155ZM168 187L169 186H171L170 184H168L167 185ZM178 186V185H177ZM181 186V185H180ZM186 186H188V185H186ZM63 187V186H62ZM64 187H66V186H64ZM64 187L62 188L63 190H65L64 189ZM68 187V186H67ZM71 187H73V186H71ZM142 187H144V186H142ZM148 187H150L149 185H148ZM28 188H31V187H29L28 186ZM91 188V187H90ZM92 188H94V190L95 189H100L99 190V192H101V188L100 187H97L96 185H95V187L93 186ZM115 188V187H114ZM140 187H138V189H139ZM145 188V187H144ZM146 188H147V186H146ZM152 189L154 188V187H151ZM170 188V187H169ZM192 188H194L193 186H192ZM204 187H203V189H205ZM32 189V188H31ZM35 189V188H34ZM53 189V190H54ZM62 189H61V191H62ZM68 189V188H67ZM66 189V190H67ZM89 189V188H88ZM140 189H143V188H140ZM148 189V188H147ZM151 189V190H152ZM180 189V188H179ZM202 189V190H203ZM205 189V190H206ZM212 189V188H211ZM216 189H218V188H216ZM220 189V190H221ZM65 190V191H66ZM70 190H71V188H70ZM80 190V189H79ZM86 190V189H85ZM84 190V191H85ZM107 189L105 188V191H106ZM108 190H109V188H108ZM150 190V189H149ZM148 190V191H149ZM156 190H159V188L158 189H156ZM155 190V191H156ZM163 189L161 188V194L162 193H164V194H166V192H164V191H162ZM170 190V189H169ZM174 190V189H173ZM181 190V189H180ZM189 190H191L192 191V193H195V192H197L196 190H197V188H195V192H193V189H189ZM208 190V189H207ZM223 190V189H222ZM221 190V191H222ZM60 191V190H59ZM96 191V190H95ZM105 191H102L103 193H105ZM186 190H184V191H182L183 193L185 192ZM68 192V191H67ZM72 192H74V191H72ZM92 192V191H91ZM102 192H101V194L100 195H102ZM110 192H111V189H110ZM110 192H107L106 191V193L107 194H110ZM143 192L145 193V192H147V191H144L143 190ZM153 192H154V190H153ZM152 192V193H153ZM204 192V191H203ZM209 192V191H208ZM212 192L213 191H210V193H211V196H212ZM223 192V191H222ZM23 193H24V195H23ZM34 193V192H33ZM93 193V192H92ZM105 193V195L103 194V196H106L107 194ZM144 193L142 194V191H141V194L142 195H144ZM151 192L149 191V194H150ZM159 193V192H158ZM176 193V192H175ZM186 193V192H185ZM200 193H202V192H200ZM200 193H199V198H201V196H200ZM206 195H204L203 197L204 198H206V196H207V193H206V191L204 192ZM203 193V194H204ZM218 193H219V190H218ZM31 194V193H30ZM115 193H111L110 195H114ZM147 194V193H145V195L148 197H156L157 195H155V196H151L152 194ZM170 195L172 194V192H170L169 193ZM225 193L223 192V195H224ZM250 194H252V192L251 193H249V195ZM255 194V193H254ZM63 195V194H62ZM69 195V194H68ZM87 195H88V193H87ZM110 195H108L109 197L108 198H110ZM117 195V194H116ZM154 195V194H153ZM167 195V194H166ZM165 195V196H166ZM169 195V196H170ZM173 195V194H172ZM180 194H178V196H179ZM183 195V194H182ZM187 195V197H188V194H186ZM219 195V194H218ZM72 196V195H71ZM71 196H69V199H70V197ZM74 196V195H73ZM73 196H72V198H73ZM93 196V195H92ZM159 196V195H158ZM168 196V197H169ZM214 196H215V193H214ZM225 196V195H224ZM248 196V195H247ZM251 196V195H250ZM64 197V196H63ZM87 197V196H86ZM88 197H91V196H88ZM96 197V196H95ZM112 197V196H111ZM175 197V196H174ZM181 197H183V196H180V199H181ZM191 197V196H190ZM252 197H254V196H252ZM104 199V197H100V199ZM108 198H106L105 200V202H112V203H114L116 200L114 199V200H112V201H108ZM159 198H161V196L159 197ZM158 197H156V200L157 199H159ZM178 199H179V197H177ZM184 198H185V196H184ZM183 198V199H184ZM40 199H42L41 197H40ZM82 199V198H81ZM89 199V198H88ZM111 199V198H110ZM120 199V198H119ZM163 199V198H162ZM165 199H167V201H170L168 198H164L163 200H165ZM171 199V198H170ZM192 199V198H191ZM215 199H216V197H215ZM223 199V198H222ZM233 199V200H234ZM253 199V198H252ZM64 200H66V199H64ZM86 200V199H85ZM160 200V199H159ZM189 200H190V198H189ZM188 199H187V201H189ZM202 200V199H201ZM260 200H262V204L259 202ZM23 201L25 202V201H27V203L25 204V205H23L22 203H23ZM68 202H69V200H67ZM83 201H84V199H83ZM140 201V200H139ZM181 202H183L182 200H180ZM192 201V200H191ZM205 200H203V202H204ZM216 202L215 203H218V199L217 200H215ZM253 201H255L257 204L255 205V206H252V208L254 207V210H257L258 212H259V210L261 209L262 211L264 210V190H262L259 194H257V196L255 197V199H253ZM67 202V203H68ZM76 204L78 203V201H74ZM73 202V203H74ZM86 202H87V200H86ZM158 202H160V201H158ZM157 202V203H158ZM171 202V201H170ZM186 201H184V203H185ZM190 202V201H189ZM202 202V201H201ZM202 202V203H203ZM222 201H219V203H221ZM233 202V201H232ZM259 202V203H258ZM80 203V202H79ZM84 203V202H83ZM142 203H144L143 201H142ZM142 203H138L137 202V204H142ZM173 203V202H172ZM174 203H175V200H174ZM173 203V204H174ZM180 203V202H179ZM178 203V204H179ZM66 204V203H65ZM70 204V203H69ZM137 204H134V206H137ZM183 204V203H182ZM68 204H66V205H63V207L64 206H67ZM79 205V204H78ZM81 205V204H80ZM80 205H79V207L78 208H80ZM88 205H89V203H88ZM123 205H124V203H123ZM131 204H128V205H126L125 204V206L127 207V206H129V207H132L133 205H131ZM145 205V204H144ZM148 206H150L151 207V205L150 204H147ZM181 205V204H180ZM220 205H224L223 203H221V204H219V206ZM134 206H133V208H134ZM181 206H184V204L183 205H181ZM185 206H188V205H186L185 204ZM212 206V205H211ZM214 206L215 207H217V208H219V206L218 205H215L214 204ZM213 206V207H214ZM68 207V206H67ZM89 207V206H88ZM111 207H112V204H111ZM146 207V206H145ZM145 207H142V205L141 206H137V207H135V215L136 216H138V217H140V218H142V220L144 221L145 220V223L147 224V222H150V220H146V217H148V216H150L151 218L155 215L154 213H150L148 210H147V208H145ZM239 207V206H238ZM66 208V207H65ZM81 208H83V207H81ZM80 208V209H81ZM123 208H125V207H123ZM149 208V207H148ZM154 208V207H153ZM217 208H215L217 211L220 209H217ZM221 208H223V206L221 207ZM259 210H258V209ZM69 209V208H68ZM67 208H66V210H68ZM79 209V210H80ZM206 209V208H205ZM204 209V210H205ZM223 209H225V208H223ZM223 209H221L219 212H221V213H223ZM236 209L237 208H235V213H236ZM55 210V209H54ZM86 210H89V209H86ZM123 210V212H124V210L125 209H122ZM131 210V209H130ZM183 210V209H182ZM209 210V209H208ZM260 210V211H261ZM82 211H83V209H82ZM81 210L80 211H78V213H83ZM112 211H113V209H112ZM118 211V210H117ZM128 211V210H127ZM151 211V210H150ZM154 211V210H153ZM153 211H151V212H153ZM165 211H166V209H165ZM168 211V210H167ZM184 211V210H183ZM182 211V212H183ZM215 211V210H214ZM226 211V210H225ZM69 210L68 211H66L65 213H67V215H69ZM114 212V211H113ZM121 212V211H120ZM151 214V215H149V213ZM185 212H186V210H185ZM196 212V211H195ZM211 212V211H210ZM219 212H217V213H219ZM232 212H234V210H232ZM264 212V211H263ZM36 213V214H35ZM64 212L62 213V214H65ZM119 213V211L117 212V213H115V217H116V215ZM125 213V212H124ZM130 213V212H129ZM184 213V212H183ZM216 213V212H215ZM226 213V212H225ZM134 214V213H133ZM167 214V213H166ZM196 214V213H195ZM210 214H212V213H210ZM210 214H208V215H210ZM220 214V213H219ZM229 214H230V212H229ZM237 214V213H236ZM39 215V214H38ZM66 215V214H65ZM153 215V216H152ZM217 215V214H216ZM221 215V214H220ZM219 215V216H220ZM223 215H224V213H223ZM223 215H221V216H223ZM233 217H234V214H231ZM113 216V215H112ZM129 216V215H128ZM159 216V215H158ZM158 216H157V218H158ZM178 216H180V215H178ZM189 216V215H188ZM219 216H217V219H218V217ZM225 216V215H224ZM227 218H228V213H227ZM225 216V217H226ZM122 217V216H121ZM131 217H132V215H131ZM155 218H156V216H154ZM159 217H161V216H159ZM191 217V216H190ZM212 217V216H211ZM233 217H229V218H233ZM109 218H111V217H109ZM136 219H137V217H135ZM144 218V219H143ZM149 218V217H148ZM157 218L156 219H154L153 220V218H152V222L154 223V221L156 222V225H157V223L159 222L158 220H157ZM223 218V217H222ZM228 218V219H229ZM112 219V218H111ZM125 219H127V217H125ZM159 219H163V218H159ZM208 219V218H207ZM224 219H226V218H224ZM223 219V220H224ZM234 219H235V221L234 222H237L236 220V217H234ZM158 222H157V221ZM176 220V219H175ZM214 220V219H213ZM128 221H129V218H128ZM140 221V220H139ZM163 221V220H162ZM166 221L168 222L169 220H167V217H166ZM172 221V219H170V222L168 223V224H171V223H173V222H171ZM174 221V220H173ZM177 221V220H176ZM226 221V220H225ZM93 222V221H92ZM130 222H133L131 219H130ZM141 222V221H140ZM152 222L151 223H149V226H150V224L152 225ZM165 222V221H164ZM178 222V221H177ZM204 222V221H203ZM227 222V221H226ZM93 223H95L96 225H97V223L94 221ZM92 223V225H94ZM101 222H99L98 223V225L100 224ZM135 223V222H134ZM231 223V221L229 222V223H227L228 225ZM131 224H133V223H131ZM136 224H138V223H136ZM161 224H163V223H161ZM174 224V223H173ZM227 224H226V226H227ZM235 224V223H234ZM80 225H81V227H80ZM97 225V226H98ZM140 225H141V223H140ZM176 225V224H175ZM233 225V224H232ZM75 226V227H74ZM97 226H93V229L94 230H96L95 229V227L96 228H98ZM101 226H102V229L104 230L105 229V227L107 226H105L103 223H101V225L99 226L100 228H99V230L101 229ZM105 226V227H104ZM141 226H143V225H141ZM141 226H139V227H141ZM144 226H146V225H144ZM160 225H157L156 227H155V229L158 227V228H160L159 227ZM164 226H166L165 224H164ZM87 227V226H86ZM163 227V226H162ZM75 228V229H74ZM151 228H152V230H154L153 229V227L151 226ZM165 228V227H164ZM90 229H91V226H90ZM93 229H91V231L93 230ZM107 229V228H106ZM125 229V228H124ZM222 229H223V227H222ZM225 229V228H224ZM230 229V228H229ZM251 229H253L254 231H252V233H255L256 234V237H255V239L257 238V239H259L260 241H261V239L263 240L264 239V235H263V233H264V231H262L261 232V229H259V230H257L258 228H256L255 226L253 227V228H251ZM256 229V230H255ZM98 230V229H97ZM96 230V231H97ZM102 230V232L104 233V231ZM40 231H38V232H40ZM95 231V232H96ZM121 231H122V229H121ZM125 231V230H124ZM231 231H235L234 229H233V227H232V230ZM94 231H93V233H95ZM118 232H120L119 230H118ZM157 232H158V234L159 233H161L160 231H158L157 230ZM236 232V231H235ZM240 232V231H239ZM239 232H237V233H239ZM243 232V231H242ZM250 232V231H249ZM98 233H100V231H98ZM107 233V232H106ZM124 233V232H123ZM125 233H127V231H125ZM132 233V232H131ZM234 233V232H233ZM241 233V232H240ZM46 234V233H45ZM44 234V235H45ZM96 234H97V232H96ZM95 234V236H97ZM110 234V233H109ZM117 234V233H116ZM230 234H232V232L230 233ZM244 234H245V232H244ZM41 235H42V233H41ZM49 235H47L46 234V236H45V238L44 239H48V238H46V237H48ZM117 235H119V234H117ZM127 235V234H126ZM161 235V234H160ZM159 235V236H160ZM240 235V234H239ZM251 235H253V234H251ZM49 236V238H51ZM128 236V235H127ZM130 236H131V234H130ZM155 236V235H154ZM174 236V235H173ZM224 236V235H223ZM236 236L238 237V235L236 234ZM235 235H234V237H236ZM241 236V235H240ZM239 236V237H240ZM255 236V235H254ZM117 237V236H116ZM119 237V236H118ZM129 237V236H128ZM155 237H158L157 236V234H156V236ZM160 237H162V235L160 236ZM160 237H158V238H160ZM228 237H230V236H228ZM228 237L226 238V239H228ZM233 237V238H234ZM250 237V236H249ZM51 238V239H52ZM89 238V237H88ZM92 238V237H91ZM91 238H90V240H91ZM104 238V237H103ZM110 238V237H109ZM109 238H107V239H109ZM132 238V237H131ZM134 238V237H133ZM132 238V239H133ZM151 239H152V237H150ZM149 238V239H150ZM157 238V239H158ZM167 237L165 236V238L163 237V238H161V239H166ZM252 238H253V236H252ZM31 239V238H30ZM94 239V238H93ZM111 239H112V237H111ZM126 239V238H125ZM124 239V240H125ZM240 239H243L242 237H240ZM251 239V238H250ZM256 239V240H257ZM123 240V241H124ZM135 241H136V238L134 239ZM134 240H132V241H134ZM237 241H238V239H236ZM251 240H253V239H251ZM129 242L128 240H125V242ZM150 241V240H149ZM156 241V240H155ZM155 241L153 240L152 241V243L154 242V244H156L155 243ZM228 241V240H227ZM245 241V240H244ZM41 242V241H40ZM64 242H66V241H64ZM63 242V243H64ZM148 242V241H147ZM146 242V243H147ZM151 242V241H150ZM253 242V241H252ZM263 242V241H262ZM261 242V244H263L262 245V250H264L263 249V246H264V242L262 243ZM18 243H19V240H18ZM20 243H21V241H20ZM19 243V245H21L22 246V244H23V246L24 245H26L25 244V242H23V243H21L20 244ZM41 243H43V242H41ZM130 243V242H129ZM134 243V242H133ZM149 243V242H148ZM152 243H149V244H152ZM227 243V242H226ZM136 244V243H135ZM223 244H224V242H223ZM258 244V243H257ZM260 244V243H259ZM18 245V244H17ZM127 245V244H126ZM132 245H134V244H132ZM132 245H129L130 247H131V249L132 248H134L133 249V251L132 250H130V252H133L134 253V250L136 249V251L135 252H137V254H139V253H141L142 252V250H141V252L140 251H138L137 250V248H136V246H132ZM137 245V244H136ZM146 245V244H145ZM225 245V244H224ZM227 245L228 244H226V247H227ZM20 247V246H17V249H18V247H20L19 248V250L20 251H22V249L21 248H23V252H21V253H26V252H24V247ZM60 246V247H61ZM71 246V245H70ZM153 246L154 245H152V248H153ZM157 246V249L155 248ZM241 246V245H240ZM261 246V245H260ZM5 247V246H4ZM9 247H10V245H9ZM41 247V246H40ZM39 247V248H40ZM58 247V246H57ZM127 247V246H126ZM244 247V246H243ZM11 248V247H10ZM9 248V249H10ZM38 248V249H39ZM46 247H44L43 246V248H40V250H38V254H39V258H40V260H42V259H47L46 257H51L53 254H50V252L48 251V249L46 248ZM59 248V247H58ZM147 248V247H146ZM146 248H144V251H146V252H150L151 253V251H152V248L150 249L149 247V249L148 250H150V251H147L146 250ZM158 248H161V245L159 244V242H157V245H155L154 246V248H153V251L156 249L157 251H154V252H158L159 254L160 253H162V256L164 255L163 254V252H165V251H169V249H164V248H161V249H163L164 251H162V250H159ZM167 248V247H166ZM251 248H252V246H251ZM253 248H255V247H253ZM252 248V249H253ZM259 248V247H258ZM261 248V247H260ZM7 249V248H6ZM8 249V250H9ZM16 249V250H17ZM54 249H55V247H54ZM60 249H62V247L60 248ZM68 250H70L69 249V247L67 248ZM73 249V248H72ZM71 249V250H72ZM7 250V251H8ZM15 249L13 250L14 252L13 253H15V254H17L18 253V256H14V254H12V253H10V252H8V254H7V257H8V259H6V260H4L2 257H4L3 255H1L0 254V264H13V263H17L16 261H15V259L14 258H19L18 260H23V257H24V259L25 258H27V257H25V255H22L21 253V256L19 255V251H16ZM68 250H66V252H65V255L67 256V251ZM159 250V251H158ZM249 250H250V248H249ZM261 250V249H260ZM261 250V251H262ZM10 251V250H9ZM53 251H56V250H52L51 251V253L53 252ZM74 251V250H73ZM73 251H71V252H69V254L70 253H72ZM128 251H129V248H128ZM161 251V252H160ZM255 251V250H254ZM139 252V253H138ZM154 252H152V253H154ZM171 252V251H170ZM170 252H169V254H170ZM263 252V251H262ZM55 253V252H54ZM74 253H76V252H74ZM74 253H72V256H73V254ZM143 253V252H142ZM156 253H154V254H156ZM165 253H167V252H165ZM229 253H230V251H229ZM264 253V252H263ZM63 254H64V252H63ZM77 254V253H76ZM75 254V255H76ZM136 254V253H135ZM144 254V253H143ZM168 254V253H167ZM166 254V259H165V257L163 256V258L167 261H169V259L168 258H170L168 255ZM223 254H224V252H223ZM255 255H256V251H255V253H254ZM253 254V255H254ZM61 255H62V253H61ZM71 255V254H70ZM79 255H82V254H79ZM79 255H77V259H79V258H81L82 256H80L79 257ZM115 255V254H114ZM113 255V256H114ZM231 255V254H230ZM229 254H228V256H230ZM259 255V254H258ZM261 255V254H260ZM23 256V257H22ZM65 256V257H66ZM184 256V255H183ZM224 256V255H223ZM262 256H264V254L262 255ZM71 257V256H70ZM116 257H118V256H116L115 255V257H114V259L116 258ZM145 257H147V256H145ZM148 257H149V255H148ZM151 257V256H150ZM155 257V256H154ZM172 257H174L173 255H172ZM171 257V258H172ZM177 257V256H176ZM191 258L193 257V256H190ZM196 257V259L198 260V258H197V256H195ZM226 259L227 258H229V257H226V256H224ZM255 257V256H254ZM258 257H260V258H262L261 256H258ZM258 257H256V261H257V258ZM52 258V257H51ZM50 258V259H51ZM68 258V257H67ZM152 258H153V254H152ZM223 258V257H222ZM221 258V259H222ZM241 258H243L244 259V257H241ZM264 258V257H263ZM114 259H111V262L113 263V262H116V261H118V260H114ZM117 259H121V258H117ZM173 259V258H172ZM193 259V258H192ZM196 259H195V261H196ZM259 259V258H258ZM17 260V259H16ZM17 260V261H18ZM21 260V261H22ZM114 260V261H113ZM178 259H176V261H177ZM224 260V259H223ZM223 260H220L219 261V264H220V262L221 261H223ZM228 260L230 261V260H232V262H230L231 264L232 263H238V262H236L235 260H237V259H235L234 260V262H233V259H227V263H229L228 262ZM260 260V259H259ZM259 260H258V264H259ZM262 260V259H261ZM260 260V263L261 264H264V260H262L261 261ZM15 261V262H14ZM26 261V260H25ZM240 261V260H239ZM245 261V260H244ZM254 261V260H253ZM252 261V262H253ZM171 262V261H170ZM169 262V263H170ZM218 262V261H217ZM21 264H24V260H23V262H20ZM19 263V261H18V263L17 264H20ZM26 264H28L27 262H25ZM168 263V264H169ZM174 262H171L170 264H173ZM192 263H195V262H192ZM227 263H225V261H224V264H227ZM37 264H41V263H37ZM216 264H218V263H216ZM246 264V263H245ZM252 264H256V263H252Z\"/></svg>",
  "mask_w": 264,
  "mask_h": 264
}]
</instances>
